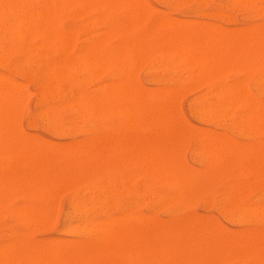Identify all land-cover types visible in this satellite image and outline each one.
<instances>
[{
    "label": "rangeland",
    "instance_id": "obj_1",
    "mask_svg": "<svg viewBox=\"0 0 264 264\" xmlns=\"http://www.w3.org/2000/svg\"><path fill=\"white\" fill-rule=\"evenodd\" d=\"M6 1H8V0H4L3 3H6ZM22 1L20 0V3H19V0H14V2L17 3V6H20L17 8L18 9L17 13L19 14V12L22 11L23 16L25 17V19H24V21H26L25 24H23L24 22L23 23L20 22L23 25H20L19 21H22V20L20 18H17L18 14L15 12V10H12L13 8L10 7L11 10H8L6 13L5 7L7 9H9L8 4H6L7 6L6 5L2 6V2H0V10H1V13L4 15V17L2 18L3 24L4 23L8 24L10 21L12 22L9 24V25H12L11 26L12 28L7 29V26H9V25H7L5 30H3L2 25H1L2 23H0V31L2 30L0 33V41H1L0 42V56H2V57H0V79L3 78L0 81V86L2 85V87H3L2 90L4 92V87H6V86H3V85H5V80L6 81L8 80L7 82L8 83L10 82V84L13 82V83L17 84L16 87H18V91H19L20 95H22V97H21L22 102L19 101L20 102L19 104H15L13 106L11 105V107H9V103L6 104V101L4 100L7 108H5L6 107L5 105H3V108H2L1 101L3 100L4 97H3V94L1 95V93H0V96H2V100L0 99V103H1L0 104L1 105L0 106V114H2V116L0 115V118L2 117L1 118L2 124L0 123V150L2 151V153L0 152V159H1L0 160V175H1V177H0V181H1L0 182V194L4 198L3 199L0 195V199L2 200V201H0V258H1L0 262H1V264H3L2 262L4 259H5L6 264H10L9 259H10L11 264L13 263V261H14L13 264H16L17 262H21L22 264H33V262H34V264H37V263H35L34 260H37V261L40 260V258H42L43 255H46L45 258L44 257L43 258L45 260L49 261L50 264H52V261H53V264H58V262H59V264H64L65 261L68 262L69 264H73V263L74 264H77V263L78 264H88V262H90L89 264H92V262L94 264H112V262H113V264H119V262L117 260L122 262L120 264H160V263L166 264V262L168 264L170 262H171V264H178L177 261H179L180 259H181V262L179 261V264H182V261H183V264L184 263L187 264L188 262H189L188 264H264V253H263L264 252V223H263L264 220L262 218V217H264V135H262V133L264 134V113H263V109H264L263 104L264 103L262 102V100H260V97H261V99H264V97H263V95H264V69H263L264 68V66H263L264 61H263V59H264V57H263V53H261L262 51L264 52V48H263V50H261V52H259V50H258L261 47H264V38H263L264 37V0H250V1L246 0V6H245V2H243V0H207L208 3H206V0H204L205 3L203 2V0L202 1L201 0H166V1H164V0H143V2H141V0H139L138 2L141 4V6L139 5V3L138 4L136 3L137 2L136 0H135L136 2L133 0H123V2H122V0H111V1L108 0V2H105L107 0H105V1L103 0L105 5L107 3L106 6L104 4H101L102 0L101 1L100 0H96V1H94V0L93 1L92 0H82V3L80 2L81 0H79V2H78V0H77V2H76V0L75 1L69 0L70 4H68V2H67L68 0H65V1L60 0V2H59V0H57V1L55 0L56 3L54 0L53 1L51 0V3L49 0H46V1L45 0H42V1L41 0H34V1L33 0H27V2H26V0H22ZM24 1L26 3H24ZM43 1H44V3H43ZM72 1H73V3H72ZM112 1H114V2H112ZM125 1H126V3L128 1L127 5H126L127 7L129 4L132 5L129 7L130 8L129 17L127 16L129 9H127V7L124 6V4H126ZM130 1H131V3H132V1H133V3L135 2L137 5L134 3V6H135L134 7L133 3L131 4ZM28 2H30V4L32 2L31 8H30V5L28 4ZM53 3H55V4H53ZM71 3L74 4V6H71ZM118 3L120 5V7L118 6ZM27 4H28L27 7H29L28 9H26ZM47 4H48V7H47ZM62 4H63V6H62ZM142 4H144V8L142 7ZM145 4H147V5H145ZM65 5H69V6L65 7ZM114 5H115V7H114ZM116 5H117V7H116ZM34 6H35V9H34ZM56 6H57V11H56ZM107 6H108V9H107ZM109 6H111L110 10H109ZM121 6H122V8H121ZM138 6H139V8H138ZM147 6H149L150 10ZM173 6H176V7L172 8ZM200 6H202V7H200ZM51 7H52V10H51ZM58 7H59V10H58ZM61 7L64 10L61 9ZM67 7H68V9H67ZM98 7H99V9H98ZM198 7H200V8H198ZM65 8L67 9V11L65 10ZM111 8L114 10L115 13L112 12ZM115 8H117V9H115ZM134 8H135V10H134ZM201 8H202V11H201ZM2 9L4 11H2ZM131 9H132V11H131ZM136 9H139V10L136 11ZM141 9H142V11L140 13ZM204 9H206V10L204 11ZM31 10H33V14L38 13V15L37 16L32 15L31 14L32 12H30ZM103 10L104 11L106 10V13H104ZM133 10H134V12H133ZM23 11H25V12H23ZM44 11H49L47 13V15L45 16L47 21H45L46 19L44 18V16H40L42 14V12H44ZM14 12L16 13L15 15H13ZM126 12H127V15H126ZM136 12H139V14H137ZM198 12L200 13V15ZM215 12L217 13V15ZM205 13L206 14L208 13V14L205 15ZM222 13H223L224 17H223V15H221ZM201 14H202V16H201ZM10 15H12V17L9 18ZM136 15L137 16L139 15V16L136 17ZM140 15H141V17H140ZM208 15L209 16L211 15V16L209 17ZM218 15L220 18L218 17ZM32 16H33V19H32ZM49 16H50L51 25H53V26H51L52 29L53 30L55 29V31L57 30L58 34H61V32H63V34L64 33H66V34H64V35L61 34L62 36L58 37V38L53 36V38L51 37V39H54V38L55 39L51 40V39H49V36L48 37L46 36L47 34H45V33L43 34L41 32V31H43L42 30L43 28H41V25H43L44 27L50 28V23L48 21ZM53 16H54V18H53ZM75 16H76V18H75ZM78 16H79V18H78ZM225 16H226V18H225ZM26 17H27L28 21L26 20ZM35 17H36V19H35ZM114 17H115V19H114ZM21 18L23 19V17H21ZM39 18L42 20L41 25L38 22ZM137 18H138V20H137ZM140 18L142 20V23H141V20H140V22H138ZM17 19H18V21H16ZM40 19H39V21H40ZM133 19H134V22H133ZM172 19H174V20H172ZM228 19L231 21H229ZM13 20L15 23L13 22ZM32 20L33 21L35 20L34 24H32L33 23ZM107 20H108V22H107ZM109 20H111V21H109ZM158 21L160 23H158ZM162 21L164 22V24L166 23L165 25L163 24L164 28L162 26V23H163ZM173 21H176L179 23H177V25H176V22L174 23ZM16 22H17V24H16ZM129 22H130V24H129ZM184 22H185V25L183 26V29L180 30V33L183 31V34H185L188 37L186 38V36H185V39H184L183 34H180L183 36L177 35L179 37L177 38V36H176V38L180 40L178 42L177 39L175 38L176 31L178 28L180 29L181 23L183 25ZM108 23H109V27H108ZM137 23H138V25H137ZM170 23L172 25L174 23V27H177L179 24L176 31H175L174 27H172V26L170 27L172 34L170 32H166V31H168L169 26L165 28V26L171 25ZM26 24H27V29L30 27L29 30L26 29ZM134 24L136 25V27ZM158 24L160 26H158ZM204 24H205V26H204ZM36 25H37V29H38V25H39L40 33H39V29H38V31H37V29L33 30V28H35ZM197 25H198V27H199V25H200V27L202 26V28H201V29H203V30H201L202 34L195 33V30H196V32L197 31L201 32L200 28L197 29ZM21 26H24V29ZM54 26H55V28H53ZM78 26H79V28H78ZM130 26H132V28H130ZM188 26H191L189 30H188ZM194 26L196 28H194ZM121 27H122V29H121ZM208 27H209V29H208ZM220 27H222V28H220ZM172 28L175 32L172 31ZM181 28H182V26H181ZM192 28H194L193 31H192ZM20 29L23 31L24 34H22ZM164 29H166V30L164 31ZM184 29H185L186 33H184L185 32ZM218 29H221V31L220 30L218 31ZM252 29L255 33L254 32L252 33ZM64 30H66V32ZM156 30L158 31V33L156 32ZM161 30H163L166 34H169V36L173 35L172 39H171V36L170 37L168 35L166 36L165 33H164V35L160 34L163 32ZM190 30L192 31L191 32L192 37L189 34ZM225 30H227V35L229 36L228 40L230 39L229 40L230 43L226 38L227 35L224 36V33H223V36L226 38L227 42H226L225 46H221V45L220 46H221V49L222 48L225 49L228 46L231 47L230 54H228L229 53V51H228L229 47H228V49H226L224 51L225 55H226V51H227V56L224 55L222 57L223 60L224 59L228 60L229 63L226 61V63H228V65L225 63V60H224V62L222 60L220 61V58H221V55L223 52V50H221V51L219 50V44H221V43L219 42V44L216 45V43H217L216 39L218 38V40H219L220 39L219 34L222 31H224L226 33ZM228 30H229V34L231 31V33H234L235 35L231 34V36H230L228 34ZM14 31H15V33H14ZM36 31H37V33H36ZM105 31H106V34L104 33ZM17 32H19V34H17ZM31 32H34V35ZM74 32H75V34H74ZM123 32H125V33H123ZM177 32H179V30ZM214 32H216V33L213 34ZM26 33L28 36L26 35ZM16 34H17V36H19L18 38L16 37ZM20 34L22 35L21 37H20ZM35 34H36V36H35ZM195 34H197V35L195 36ZM216 34H217V36H216ZM44 35H45V37H44ZM68 35H69V39H68ZM89 35H90V37H89ZM103 35L105 38L103 37ZM162 35H163V37H162ZM214 35H215V41H216V43H214V44L217 47V48L215 47L216 49L213 48L212 42L205 41L206 39H204V37L206 36L207 40L210 37L214 41V39H213ZM243 35L245 36L244 40L246 41L247 45L243 44V40L241 39V36L243 38ZM5 36L7 39H5ZM23 36H24V39H23ZM37 36H39V38ZM66 36H67L68 40H66ZM87 36H88V38H87ZM189 36L191 37L190 39H192L193 37H196V39L193 38L192 46L190 45V40L188 39ZM246 36H247V40H246ZM165 37H167L166 40H165ZM180 37L183 38V40H184L183 44L186 45V49H185L184 45H181V41H183V40ZM224 37L222 40H220L221 42H223V44H225V38ZM251 37H252V39H251ZM25 38H26V40H25ZM60 38H61V40H60ZM62 38L66 42L68 41V44H69L68 48L66 47L67 49L65 48L66 50L64 49V51L62 49H59V47H58L60 42L62 41ZM86 38L88 39V41H85ZM106 38H108V39H106ZM156 38H157V40H156ZM168 38L172 41L173 44L176 43L175 46L180 47V51L183 48L185 49L186 60H184V51H182L183 54L181 53V55L183 56V60H182V58H181L182 56H180V54L178 53L179 48L177 47L178 51L175 49L176 47L173 48L172 44L170 43ZM173 38H175V39H173ZM47 39L49 41L51 40L49 42V44L47 42ZM44 40H45V44L43 42ZM58 40H59V43H58ZM95 40L96 41L100 40L101 44H100V41H98V42H96L95 45H93L92 43L93 42L95 43ZM175 40H176V42H175ZM239 40L240 41L242 40L241 42L243 44V48L247 47L248 48L247 50L250 49L248 47L250 44L247 42L248 40H249V42L251 41L253 43V44L251 43L252 46L255 45L254 48L256 47V52L258 50L259 54L261 55V58L259 56V61L257 59L258 55L256 54V52H254L255 49H253L252 46H251V48L253 50L250 49L248 52L246 51V48L244 49V51L247 52L244 55L247 54V57H248L249 56L248 53L252 52V54L250 53V55H252V58H251V56H249L248 57L249 60L248 59L244 60V61L242 60V59H244V57L241 54L243 52L242 51L243 48H242V45L240 44L241 42ZM161 41H165L163 43L167 42L168 46L167 45H165V46L169 47L171 52L168 50V48L164 47V45L161 47L162 43H161V45L159 43ZM186 41L189 44H187ZM256 41L260 42L257 46H256ZM46 42H47V44H46ZM130 42H131V44H129ZM205 42H207V44ZM55 43L57 44V46L55 45ZM70 43H71V46H70ZM125 43L126 44L128 43L129 46H128V44L125 45ZM209 43H211V44H209ZM227 43L229 44L228 46H227ZM21 44H23L22 45V47L24 46L23 48L21 47ZM32 44H34V46H32ZM41 44H43L42 46H44V47H42ZM123 44H124V46H123ZM262 44H263V46H262ZM35 45H36V48H35ZM38 45H40V47H42V49L39 48ZM47 45L51 48L48 49ZM83 45H84V47H83ZM99 45H100V47H99ZM131 45L133 46L132 49H131ZM146 45H147V47H146ZM156 45H157V47H156ZM187 45H189L190 49L188 48ZM193 45H194V51L195 52L197 51V54H196V56L194 55V57H196L195 63L193 62L194 64L191 63L189 65L190 62L188 63L187 60H188L190 55H188L187 52L190 51V53H191V50H193L192 49ZM206 45L207 46L209 45L210 48H207ZM239 45L241 46V48ZM260 45H261V47H260ZM4 46L6 49L4 48ZM30 46L33 47V49H31ZM75 46H76V48H75ZM141 46H142V49H141ZM26 47L28 50L26 49ZM55 47H56V49H55ZM57 47L59 49L58 51H56ZM160 47H161V49H160ZM171 47L173 50L171 49ZM237 47L240 48L239 51L237 50ZM24 48H25V50H24ZM34 48H35V50H34ZM84 48L87 50V52L89 54L85 51ZM146 48L149 50H147ZM30 49L32 51H30ZM39 49L41 50V55H40ZM164 49H167L169 53H167L166 50H165L166 52L165 51L163 52ZM202 49H204V50H202ZM9 50H11V55L9 53ZM28 51H30V53H28ZM60 51L63 53H61ZM83 51L85 52V54ZM143 51H145V53ZM14 52H16V53H14ZM43 52H44V55H43ZM78 52H79V55L77 54ZM82 52H83V54H82ZM133 52L135 53L134 55H133ZM195 52H193V53H195ZM205 52L208 56L205 54ZM215 52H216V54H215ZM218 52H220L221 55L217 56ZM253 52L255 53V55H254L256 57L255 59L253 58ZM6 53H8V54H6ZM22 53H23V56H22ZM57 53H58V55H57ZM60 53L62 55H60ZM75 53H76V55H75ZM123 53L125 54L127 60L124 58ZM142 53H144V54H142ZM208 53L212 54V57ZM239 53H240V55H238ZM25 54L27 56H25ZM46 54H48L47 55L48 59L46 58ZM122 54H123V57H122ZM175 54H177V55L174 58H171ZM81 55H82V58L80 59ZM85 55H86V57H85ZM138 55H139V59H138ZM140 55L143 56V58ZM205 55L207 56V58L209 57V59H210V57L215 58V59H216V56H217V58L220 57L219 58V61L221 62L220 64H223V66H224V68H221L222 65L219 64L221 71L223 72V70L228 67L225 70L226 73L223 72L221 74L220 73L221 71L217 70V68H219V67L216 66L218 61L216 62V60L214 61V59H212L214 61V63L212 64V60L210 59L211 64H209V68L211 67L210 68L211 70L209 72L208 71L209 68L207 67L208 68L207 71L209 72V74L212 71V74L215 75V78H214V75L211 76L213 78H211L209 75H207L208 77L206 76V80H205L204 75L207 74L206 71L204 72L205 66L203 67V65L206 64V62H205L206 56ZM7 56H8V58H7ZM42 56H43V58H42ZM118 56H120V57H118ZM18 57H19V60H17ZM84 57H85V59H84ZM92 57L95 59H93ZM97 57L99 58L100 61H98ZM226 57H228V59ZM240 57H242V59ZM2 58H3V60H2ZM15 58H16V60H15ZM70 58H71V60H70ZM75 58H76V60H75L76 62L71 63L72 60H74ZM77 58H78V61H77ZM115 58H116L117 62L119 59V62H118L119 65L115 60H113ZM44 59H45V61H44ZM55 59L57 61H55ZM124 59H125V62H124ZM203 59H205V60H203ZM252 59H253V62H254V60L257 59L256 63L258 61V64L260 66H258V64H255V63L253 64ZM36 60H37V62H36ZM40 60H42V63ZM62 60H63V62H62ZM69 60H70V64H69ZM79 60L82 61L80 63L81 66L79 65V62H80ZM85 60H88V61L85 62ZM191 60H193V57ZM241 60L243 63L240 62ZM10 61L12 64H13V62L16 63V64L14 63V68L12 65L9 66L11 64ZM46 61H47V63H46L47 65L49 63L48 69H46V68L44 69V66H45L44 63ZM53 61L55 63H57L55 67L53 65V63H54ZM203 61L205 62L204 64H203ZM61 62L64 64H62ZM65 62H67V63L65 64ZM122 62H124V63H122ZM135 62L138 63L139 66H138V64H135ZM246 62L247 63L252 62V63L251 64L249 63L248 69H246V70L244 69V71H243L242 66L244 63H245L244 67L247 68ZM25 63H27V64H25ZM35 63H36V65H35ZM58 63H59V67H58ZM87 63H88V65L90 63H92V65H93V63H94V65L96 64L95 65L96 68L98 67V65L100 67V63H101V66L104 68L100 67L101 69H99V68L96 69L95 66H93L94 68L92 69L91 68L92 65L88 66V65H86ZM97 63H99V64H97ZM111 63L114 65H111ZM116 63L118 66L115 65ZM240 63H241V65H240ZM28 64L30 67H28ZM67 64H69V65L67 66ZM102 64H104V65H102ZM41 65L43 66V69H44V72H42V74H40L41 71H39V70L43 71V69L41 68ZM105 65L106 66L111 65V66L105 67ZM124 65H125V68H124ZM256 65H257V67H256ZM261 65H262V67H261ZM8 66H9V68H8ZM19 66H21V67H19ZM165 66H167L169 68H167V67L165 68ZM212 66H213V68L216 67V69L214 70L212 68ZM225 66H227V67L225 68ZM251 66H252V69H251ZM253 66L256 69L258 68L257 71L254 70ZM86 67H88V68L90 67L91 69H87ZM241 67H242V69H241ZM21 68H23V69H21ZM74 68H76L77 70L74 71ZM123 68H124V71H123ZM130 68L131 69L133 68V70L132 71L129 70ZM260 68L262 70H260ZM17 69H18V71H17ZM27 69H28V73H27L28 77H25L26 73L23 72V70L25 71ZM94 69H95V71H94ZM126 69L128 70V72L125 73ZM173 69H174V71H173ZM191 69L193 70L192 72H190ZM249 69H251V71ZM84 70H86L88 72L87 75H86V72H84ZM134 70H136L135 75L131 76V73L129 75V72H132V74H134ZM176 70L179 72H176ZM247 70H248V72H247ZM55 71H56V73H55ZM89 71L91 73H89ZM218 71L220 74L218 73ZM258 71H261V72H258ZM262 71H263V73H262ZM53 72L55 73V76L53 75L54 74ZM29 73H30V75H29ZM38 73L40 74V77H37ZM189 73L194 74L195 77L193 75V78L189 79L190 78ZM201 73H203V75ZM245 73H248V74H245ZM59 74H60V76L58 77ZM61 74H63L62 78H61ZM126 74H128L129 76ZM34 75H36V77ZM216 75L219 77L216 78ZM68 76H71V77L67 79ZM123 76H125V78ZM130 76H131V79H134V77H135L134 81H132L130 79ZM201 76H202V78H201ZM29 77H30V79L28 80ZM50 77H51V79H50ZM168 77H169V80L171 78V80L169 82L170 84L167 81ZM199 77H200V80H199ZM4 78H5V80H4ZM23 78H25V79H23ZM33 78L35 81L33 80ZM52 78H55L54 81ZM78 78L82 82H80L78 80ZM207 78L209 79V81L207 80ZM210 78H211V80H210ZM60 79H61V81H60ZM128 79L130 80L131 83H129ZM176 79H177V81H176ZM173 80H174V82H173ZM70 81H72L73 84H75V85H71L72 83L69 85ZM76 81L79 82V84H80L79 86L76 83ZM165 81H167V82L165 83ZM44 82H45V84H44ZM50 83H51V86L49 85ZM239 83L241 85H239ZM257 83H258V85H257ZM15 84H14V87H15ZM119 84H120V86H118ZM122 84H123V86H122L123 88L121 87ZM235 84H236V86L238 85L239 88H238V86L236 87ZM11 85H13V84H11ZM42 85H43V87H42ZM220 85H221V87H220L221 90L218 88ZM229 85L232 86V90H231V87ZM7 86H8V88H6V89L9 90L10 86L9 85H7ZM139 86H140V88H139ZM14 87H13V89H14ZM41 87H42V91H40ZM109 87H110L111 91L109 90ZM111 87H113V88H111ZM222 87L223 88L225 87V88L223 89ZM229 87H230V89H229ZM60 88H62V89H60ZM106 88H108V92L112 93V94L108 95L109 97H107V93H105ZM119 88L121 90H118ZM132 88H133V91L131 90ZM135 88H136V90H135ZM216 88L219 90H216ZM15 89H16V92H18L17 88H15ZM45 89H46V91H45ZM48 89L50 90V93H49ZM113 89L114 90L116 89V92L117 91L118 92L113 93V91H114ZM137 89H138V91H137ZM8 90H7V92H8ZM240 90H241V92L243 90V93L241 94V96L239 94ZM120 91L124 92V94L122 95V92H121V95H119L120 100H118L117 97H118V93L120 94ZM217 91L219 93L218 96L216 93ZM220 91H221V93H220ZM7 92H6V95H8ZM16 92H14L13 96H16ZM52 92H54L53 96H52V94H53ZM130 92H131V95H130ZM139 92H140V94H139ZM214 92H215L216 96H215ZM58 93H59V95H58ZM75 93H77V95ZM167 93H169V94H167ZM171 93L174 96H172ZM200 93H202V94H200ZM261 93H262V95H261ZM45 94H46V96L48 94L47 98L49 100L46 98ZM101 94L103 96V99L101 98L102 97ZM115 94L117 97L115 96ZM255 94H256V97H255ZM111 95H112V97H111ZM144 95H145V97H144ZM161 95H163L164 97L160 98ZM17 96H19V95L17 94ZM141 96L144 98L142 99ZM57 97L60 100H58ZM86 97H87V101H86ZM115 97H116V99H115ZM199 97L201 99H199ZM111 98L114 99V102L112 101L114 104L111 102ZM169 98L171 101L169 100ZM193 98L196 101H194ZM224 98H225V100H223ZM240 98H242V99H240ZM10 99L14 100L15 102L17 101L16 100L17 97H16V99L14 97H10ZM83 99L85 101V105H82V103H84ZM91 99H92V101H91ZM94 99H96V100H94ZM109 99H110V101H109ZM231 99H232V102H230ZM6 100H7V97H6ZM19 100H20V98H19ZM44 100H46V102ZM77 100H78V105L79 106L81 105V107L77 106ZM81 100L83 102H81ZM133 100L134 101L136 100V101L133 102ZM208 100H209V104L211 107L208 106ZM240 100H241V102H240ZM8 101H9V98H8ZM214 101H215V104H214ZM59 102L62 105V107H60V108H58V105H57V104H59ZM61 102H63V103H61ZM118 102H120V103L118 104ZM146 102H147V104H146ZM171 102H172V105L175 104L174 106L176 108V113H175L174 106H171ZM212 102H213L214 107L212 105ZM245 102L247 105L245 104ZM12 103H13V101H12ZM16 103H18V102H16ZM88 103H89V106H88ZM260 103H263V104H260ZM64 104H65V107H63ZM67 104H68V107H67ZM86 104H87V106H86ZM164 104H165V106H163ZM93 105H95V106L93 107ZM104 105H107V106L105 107ZM132 105L134 108L131 107ZM135 105H137V106H135ZM260 105L261 106L263 105V107H261L262 110L260 109ZM51 106H54V109L50 108ZM82 106L83 107L85 106L83 109L84 114H83V110L80 111V109H79V108H82ZM166 106H167V108L165 109L164 107H166ZM201 106H202V108H201ZM205 106L206 107L208 106V108L206 109ZM228 106L230 107V111H228ZM232 106H233V108H232ZM12 107H13V109H12ZM97 107H98L99 111H98ZM100 107H102L103 111L101 110ZM158 107H159V110H158L159 113L157 111ZM209 107L211 109H209ZM45 108H47V109H45ZM85 108H87V110ZM104 108H105V111H104ZM108 108H109V110H108ZM111 108L114 110H112ZM171 108H172L175 115L173 114V112L171 113ZM200 108H201V111L203 110L204 114H203V112L200 111ZM8 109H10V110L8 111ZM44 109H45V111H44ZM50 109H52V110H50ZM89 109H91V110H89ZM247 109H248V112H247ZM6 110L8 112H6ZM46 110H48V111H46ZM166 110H167V112H166ZM178 110H180V111L178 112ZM204 110L205 111L207 110V112H205ZM40 111L41 112L44 111L45 116L47 114H49V112H50L51 116L50 115L46 116L47 119L49 118L48 126H47L48 122L45 123L46 118L44 119V115H41V117H43V119H40V117H39V114H41ZM78 111L80 114L78 113ZM93 111L95 114L93 113ZM130 111H131V113H130ZM134 111H136V113H134ZM155 111L158 113V115L156 116V120L154 117V115H156V113H154ZM196 111H197V113H195ZM100 112H101V115H100ZM120 112H122V113L120 114ZM152 112L154 113L153 116L151 114ZM163 112L166 113L168 116L170 115L169 116L170 119H168V117L166 118L165 116H167V115L163 114ZM168 112H169V114H168ZM177 112H178V114H177ZM198 112H199V114H198ZM209 112H211V113H209ZM98 113H99V116H98ZM128 113H129V115H128ZM132 113H133V115H132ZM160 113H161V116H159ZM216 113L218 114V116ZM241 113L243 115H241ZM85 114H86V116H85ZM93 114H94V116H93ZM135 114H137V115H135ZM162 114L166 118L167 126H165L166 122H165V118L162 117ZM102 115H103V117H102ZM107 115H108V117H107ZM215 115H216V117H215ZM223 115H225V116L223 119H221L223 117ZM6 116H8V117H6ZM52 116H53V119L51 118ZM147 116H148V119L146 118ZM150 116L153 119L152 122L150 120L151 119ZM243 116H245V118ZM130 117L133 119L132 122H130L132 120ZM252 117H253V119H252ZM50 118H51V122H50ZM127 118H129V120H127ZM212 118H214L213 121H212ZM218 118L220 120H217ZM241 118H243V119H241ZM8 119H9V121H8ZM158 119L159 120L161 119L160 123L154 122V120L157 121ZM163 119H164V121H162ZM140 120H141V123L143 122V120H145V122H143V124H141L140 122L138 123V121H140ZM210 120L212 122H210ZM14 121H16V122H14ZM30 121L33 122V125ZM41 121H43V122H41ZM95 121H97V122H95ZM127 121H128V123H127ZM168 121H169V123H168ZM207 121H208V123H207ZM224 121H225V124L222 123ZM4 122H5V124L8 125V126L6 125L5 128H4V126H5ZM150 122L152 124L157 123L159 126H157V124H155L154 129H153L152 126L150 125L147 127L148 131L146 128H144V130L147 131L144 133L143 126L145 127V123L147 125H149ZM162 122H163V124H162ZM61 123H62L63 127H62ZM132 123L134 126L132 125ZM136 123H137V125H136ZM216 123H218V124H216ZM50 124H51V126H50ZM125 124L128 126V128H126ZM129 124H130V126H129ZM139 124H140V127H139ZM9 125H10V129H8ZM52 125H53V127H52ZM64 125H65V128H64ZM92 125H94V128L92 127ZM155 126H157V128H155ZM162 126H164V127H162ZM171 126H172V128H170ZM239 126H240V129H239ZM252 126H254L253 129H252ZM56 127H57V129H56ZM158 127L160 129V132H158L159 131ZM236 127H238V128H236ZM11 128H12V130H11ZM125 128H126V130H125ZM194 128H195V130L193 131ZM220 128H223V129H220ZM207 130H208V132H207ZM228 130H229V132H228ZM231 130H232V132H231ZM16 131H17V133H16ZM121 132H122V134H121ZM214 132L219 133L220 135H224V136L220 137L219 134L218 135L216 133L214 134ZM63 133H64V135H63ZM165 133L167 135H165ZM2 134H3V136H2ZM9 134H10V136H9ZM142 134H143V136H142ZM163 135L165 137H163ZM203 135L205 136L204 138H203ZM250 135H251V137H250ZM8 136H9V138H8ZM133 136H134V139H133ZM159 136H160V138H159ZM248 136H249V138H248ZM2 137H3V141H2ZM13 137H15V138H13ZM145 137H147V138H145ZM197 137L199 138V140L197 139ZM218 137L220 138V140L218 139ZM120 138H121V140H120ZM125 138H126V140H125ZM205 138H206V140H205ZM212 138L215 140H213ZM216 140H217V142H216ZM22 141H23V143H22ZM147 141H149V142L147 143ZM230 141L232 143H230ZM27 142H28V144H27ZM84 142H86V145ZM20 143L22 146L20 145ZM95 143L97 144L96 147L98 149H96ZM123 143H124V145H123ZM132 143H133V145H132ZM217 143H218V146H217ZM89 144H91V145H89ZM92 144H94V145H92ZM153 144H154V146H153ZM223 144H224V146H223ZM2 145L4 146V148ZM19 145H20V147H19ZM93 146L96 150L93 148ZM151 146H152L153 150L154 149L156 150V152H155V150L154 151L149 150L151 148ZM155 146H157L158 149H156ZM220 146L223 148H220ZM23 147L25 148V151H24ZM28 148H29V150L26 151V149H28ZM91 149H92V151H91ZM130 149H131V152H130ZM22 150H23V152H22ZM142 150H143V153H142ZM146 150H147V153H146ZM157 150H158V154H157ZM215 150L217 152L219 151L220 153L217 154V152ZM33 151H35V152H33ZM111 151L113 152V154ZM116 151H117V153H115ZM148 151L150 152V155H149ZM230 151H231V153H230ZM45 152H46V154H45ZM56 152H58V154ZM135 152H137L139 157H141V158H139L137 153H135ZM152 152L156 153V154L154 153V159L151 156ZM222 152H223V155H222ZM5 153H6V155H5ZM11 153H12V155H11ZM153 153H152V155H153ZM229 153L232 156L229 155ZM98 154L100 156H98ZM145 154H146L147 158H144ZM156 155L158 156V158L156 157ZM91 156H93V157H91ZM109 156H110V158H109ZM148 156H150V158L152 157V160L148 159L149 158ZM227 156L230 158H228ZM36 157L37 158L39 157L37 159L39 161L36 160ZM80 157H81V159H80ZM114 157H115V159H114ZM132 157L134 158V161H133ZM216 157H217V160H216ZM225 157L227 158V160L225 159ZM102 158H103V160L101 161ZM222 158L224 160H222ZM13 159H14V161H13V163H11ZM18 159L22 160V162L19 161ZM43 159H44V162H43ZM107 159H108V161H107ZM156 159L157 160L159 159V161L157 163H156ZM170 159H171V161H170ZM3 160H4V162H3ZM98 160H99V162H98ZM143 160H144L143 163H145L146 168H149V169H147V171L145 169V166L143 167L144 164L142 162L140 163V161H143ZM146 160L148 161V167L146 165L147 162H145ZM165 160H166V163H165ZM85 161L87 162V164L89 166L86 164ZM136 161H137V163H136ZM1 162H2V165H1ZM17 162L19 164H17ZM111 162L113 163V165H111L112 164ZM167 162H168V164H167ZM229 162H230V165H228ZM177 164L179 166L180 165L181 166L178 167ZM19 165H20V167H19ZM35 165H36V167H35ZM47 165H48V167H47ZM96 165L98 166V168ZM104 165L106 166V169H105ZM158 165H160V166L157 167ZM168 165L169 166L171 165L170 169H169ZM182 165H183V167H182ZM9 166H10V168H12L11 170L8 169ZM40 166H41V168H40ZM111 166H114V168H112ZM116 166H118V167L116 168ZM153 166H155L154 170H153ZM176 166L178 167L179 172H178ZM93 167L95 170L92 169ZM162 167H164V170L162 169ZM181 167L184 169H182ZM90 168H91V170H90ZM174 168H176V171ZM185 168H186V170H185ZM23 169L25 171L24 174H23V172H24ZM53 169H54V172H53L54 174L52 173ZM60 169H61V172H60ZM116 169L118 171H116ZM151 169L153 171H151ZM166 169L168 170V172ZM171 169L173 171H171ZM258 169H260V170L258 171ZM3 170H4V172H3ZM9 170H10V172H9ZM26 170H27V172H26ZM48 170H49V173H48ZM57 170H58V172H57ZM83 170H85V171H83ZM87 170H89V171L87 172ZM242 170H244V171H242ZM249 170H252V172ZM31 171H32V173H31ZM37 171L39 174L37 173ZM105 171H106V173H105ZM156 171H157V177H155ZM253 171H255V173ZM13 172H14V174H12ZM59 172H60V175H59ZM97 172H98V174H97ZM116 172L118 173L117 175H116ZM161 172L164 174L162 175ZM177 172H178V174H177ZM6 173H7V175H6ZM42 173H43V177H42ZM45 173L47 176L45 175ZM173 173H176L175 175H177V177L176 176L174 177ZM249 173H251V174H249ZM18 174H19V179H20V175L22 174L20 180L18 179ZM50 174H51V176H50ZM61 174H62V176H61ZM139 174L142 176H140ZM151 174H152V176H151ZM158 174L160 175V177ZM167 174H170V176ZM52 175H55V178ZM58 175L60 176V180H59V178H57V177H59ZM9 176H10V178H9ZM12 176L14 178H12ZM26 176L31 177V178H28L30 181L29 180L26 181V179H27ZM32 176H33V179H32ZM74 176H76V178ZM161 176L164 178H161ZM166 176H167V179H165ZM190 176H191V178H190ZM23 177H24V179H23ZM51 177H53V179ZM65 177H67V179H65ZM131 177H132V179H131ZM178 177H179V180H178ZM44 178H46V179L44 180ZM48 178L49 179L51 178V179L48 180ZM150 178H152V179H150ZM15 179L18 180L19 185L17 184V180L15 182ZM31 179H32V181H31ZM35 179H36V181H34ZM54 179H55V182H54ZM57 179H58V181H56ZM61 179L62 180L64 179V181H65L64 184H63V181ZM160 179L162 181L163 180L165 181V185H164V181L162 182V181H160ZM189 179H190V181H189ZM66 180H67V183H66ZM169 180H170L171 184L167 183V181H169ZM173 180H175V181L178 180V182H179V186H178L179 188L178 189H176V187H177L176 182L172 185ZM12 181H13V183H12ZM24 181L27 183H23ZM49 181H52V182H49ZM181 181L182 182L184 181V183H182ZM14 182L16 185L14 184ZM36 182L37 183L40 182L38 185L40 186L41 189L39 188V186L37 185ZM41 182H42V186H44L46 184L47 185L46 189H49V190L46 191V189H45L46 185L43 188L41 186ZM58 182L61 183V186L57 185ZM187 182H190V183L186 184ZM35 183H36V185H35ZM47 183H49L51 185H48ZM161 183L163 185H161ZM25 184H27V186ZM28 184H29V186H28ZM181 184H183V186H185V187L187 185V187L184 189V187H182ZM11 185H12V190L10 189ZM17 185H18V187L20 186V188H17L16 187ZM104 185H105V187H104ZM167 185H168V188H166ZM6 186L8 187V191H7ZM22 186H23V188L25 186V188L28 189L27 197H26V193H27L26 191L27 190L24 188V191L22 192V190H23ZM50 186L52 187L53 193L51 191ZM138 186H139V188H138ZM180 186L182 187V190H181ZM54 187H55L56 191H54L55 190ZM1 188H2V190H1ZM42 188H43V190H42ZM57 188H58L59 192H58ZM18 189H19V191H18ZM84 189L86 192L84 191ZM91 189H92V191H90ZM101 189H104V191ZM109 190H110V192H109ZM136 190H138V192ZM88 191H89V193H88ZM115 191H116V193L113 194V192H115ZM180 191H181V193H180ZM241 191H243V192H241ZM24 192H26L25 196H23ZM42 192H44V193H42ZM91 192H92V194H91ZM122 192L125 194H122ZM155 192H157V193H155ZM32 193L34 194V196L32 195ZM35 193H36V198H35ZM46 193H48V195ZM118 193H120V196ZM133 193L137 194V195L134 196ZM143 193L146 195H143ZM129 194H130V198H129ZM157 194H158V197H157ZM163 194H165V195L163 196ZM159 195H161V196H159ZM174 195H176V196H174ZM99 196H100V198H98ZM154 196H155V198H154ZM169 196H171V197H169ZM101 197L102 198L104 197V199L102 200ZM73 198L76 201H74ZM81 198H83V200ZM99 199H101V201H100L101 203H99ZM128 199H129V203H128ZM131 199H132V201H131ZM97 200H98L99 205L97 203ZM105 200H107V204H106ZM158 200H160V201L155 202ZM187 200H188V202H187ZM92 201L94 204L92 203ZM104 201H105V204H104L105 208L103 205ZM126 201L128 204L125 203ZM229 201H230V203L228 204ZM234 202H235V204H234ZM74 203L81 204L84 206H88L87 208L91 209V213H93V214H91V218L93 219V221H95V219H97L98 222H95V223L98 224V226L100 224L101 227L100 226L99 227L102 228V230L104 232L106 231L104 241H102L103 239L102 240H99V239L95 240L96 237H94V236H91V237L90 236H84L78 230H76V227H79L82 224V222H80L79 220H77L73 217L72 213H73V209H74ZM109 203L112 204L110 206V208L112 207L111 209L109 208ZM137 203L139 206L136 205ZM153 203H155V204L153 205ZM156 203H157V205H156ZM125 204H127V206H125ZM130 204H132V205H130ZM134 205H136V206H134ZM93 206L94 207L96 206L94 209L95 211L93 210ZM101 206H103V207H101ZM123 206L126 207V210L128 209L127 207H129V210L126 211L125 207L123 208ZM137 206H138V208H136ZM254 206L256 207V209ZM106 207L108 208V210L106 209ZM222 207L224 209H222ZM227 207L229 208V210ZM27 208H28V211H26ZM98 208H100V209L102 208V209L99 211ZM119 208H121V209L123 208V209L121 210ZM143 208H145V209L143 210ZM29 209H30V211H29ZM105 209L107 211H110L109 212L110 214L108 213V215L105 216V214H107V211ZM130 209H131V211H130ZM251 209H252V211H255V212L252 213ZM67 210H68V212H67ZM223 210H224V213H222ZM225 210H227V211L225 212ZM20 211H22V212L26 211V213L29 212L30 217L26 213H24V214L20 213ZM38 211H39V213H38ZM103 211H105L104 212L105 214L102 213ZM119 211H121V213ZM30 212H32V215ZM115 212H118V213L116 214ZM122 212H124V214ZM176 212H178V213H176ZM259 212H260V214H259ZM129 213H130V216L131 215H134V216H132V217L128 216ZM256 213H257V215H256ZM33 214H34V221H35V218H38V219H36V222L40 225V227L38 224L35 225L36 223L32 224L33 221L30 222L31 218H33ZM145 214H146V216H145ZM147 214L149 216H147ZM248 214H250V215H248ZM35 215H37V217ZM39 215L41 216L40 218H39ZM103 215L105 216V220L102 217ZM112 215L114 218L110 217V219H109V216H112ZM114 215H116V217ZM228 215H229V217H228ZM26 216H27V221L30 220L29 223L25 220ZM119 216H120V220H119ZM106 217L108 219L107 221H106ZM133 217H134V219H133ZM174 217H176L177 219L175 220ZM235 217H236V219H235ZM42 218L44 219V222H42L43 221ZM122 218L124 220H122ZM239 218H240V220H239ZM98 219L99 220L101 219L100 220L101 223L99 222ZM114 220H116L115 223H114ZM121 220H122V222H121ZM245 220H246V222H244ZM191 221H193V223ZM172 222H173V224H170ZM44 223H45V226H44ZM147 223H149V224H147ZM154 223H155V225H154ZM157 223H159V224H157ZM162 223L164 226L162 225ZM128 224H129V226H128ZM158 225L159 226L161 225L160 228L158 227ZM170 225H171V227H170ZM197 225H198V228H197ZM115 226H116V229H115ZM151 226H153V227L151 228ZM167 226L169 227V229L167 228ZM177 226H179V227H177ZM191 226L193 227L194 230L192 229ZM200 226L202 228H199ZM132 227L135 229H132ZM136 227L138 228V230L136 229ZM156 227H157V229H156ZM64 228H65V230H64ZM111 228H112V230H111ZM150 228H151V230H150ZM170 228H171V230L172 229L173 230L171 231ZM176 228H177V233H175ZM196 228L198 230H196ZM203 228H204V230H203ZM165 229H166L167 234L165 233ZM200 229H201V233L199 232ZM206 229H207V231H206ZM132 230H133V232H132ZM158 230H160V231H158ZM179 230L181 231V233ZM155 231L157 232V234ZM197 231H198L199 235L195 236L197 234ZM204 231L207 234H204ZM139 232H142L148 238L151 237L149 240L145 241L146 245H144L145 242H143V243H141L142 244V246H141L140 242L135 241V233L137 234ZM161 232L163 233V235L162 234L160 235ZM192 232H193V234H192ZM128 233L130 234L129 236H131V239L128 238L129 236L128 237L126 236ZM165 234H166V236H165ZM111 235H113V236H111ZM193 235H194V237H193ZM177 236H179V239ZM185 236L187 237L188 240H191V241L193 240V241L188 242V240L185 238ZM199 236H200V238L198 239ZM124 237H126V239H124ZM181 237H183V239H181ZM206 237H207V239H205ZM210 237L213 238V241L210 240L208 242ZM252 237L254 238V240L252 239ZM115 238H116V240H115ZM194 238H195V240H194ZM203 238L205 239L204 242H203V240H204ZM212 238H210V239H212ZM245 238H246V240H245ZM255 238H257V239L255 240ZM106 239H107V241H106ZM112 239H113V241H112ZM158 239L163 240L162 241V247H161V242L158 241ZM164 239H165V242H164ZM196 239H197V241H196ZM249 239H251V240H249ZM133 240L135 242H133ZM175 240H177V241H175ZM186 240H187L188 244H186L187 243ZM206 240L208 243L206 242ZM108 241H109V243H108ZM120 241H121V243H120ZM150 241H152V242H150ZM184 241H185V243H184ZM123 242H125L126 245L124 244V246L126 248H124ZM176 242H177V244H176ZM28 243L29 244L31 243V244L29 245ZM81 243L83 244V246ZM113 243H114L115 247H114ZM131 243H132V245H131ZM156 243L158 246H156ZM171 243H173V244H171ZM191 243H192V245H194V243H195V246L197 245V247H194V246L192 247ZM199 244H200V246H199L200 248L198 247ZM31 245H32V247H31ZM134 245L136 246V248ZM183 245H184V248L185 247H187V249L189 248L188 250L185 248L186 252H185V250L182 249ZM190 245H191V247H190ZM18 246H19V248H18ZM42 246H43V248H42ZM101 246H103V247H101ZM105 246L107 247V249L105 248ZM121 246H123V247H121ZM129 246H131V248H128ZM137 246H138V250L140 248V250L142 249L143 250L142 252H144L141 255V257H140V255L138 256V252L136 250ZM177 246H179L180 252H178L179 248H177ZM46 247H47V249H46ZM96 247H98L97 250L95 249ZM120 247L124 248L123 251L120 250ZM158 247H159L160 251H159ZM166 247H167L168 251H167ZM203 247H204V250H203ZM11 248H12V250H11ZM35 248H37V249H35ZM86 248H87V251L89 250V253H86ZM117 248H118V251L120 250V252H121V253L119 252L120 254H118V251L117 252L113 251V249L115 250ZM193 248H194V250H193ZM197 248H198V250H197ZM99 249H101L100 253H99ZM108 249H109V251H108ZM125 249H128V252L126 251L127 252L126 255H123L124 257H122V253L125 254ZM205 249H206V251H205ZM207 249H208V251H207ZM2 250L5 253L2 252ZM15 250H16V252H15ZM28 250L30 251V252H28L29 255H27V253H26ZM33 250H35V252H34L35 254L33 253ZM57 250H58V252H57ZM161 250H162V252H161ZM170 250L172 252H170ZM182 250L185 252L184 254L186 255V257L182 253ZM10 251H11V253H10ZM22 251H23V253H22ZM64 251H66V252H64ZM83 251L85 252V255H84V253L82 254ZM95 251H97V252H95ZM173 251L175 253L174 257H172V255H174ZM197 251L199 252V254ZM38 252L40 255L38 254ZM106 252H108V255L106 254ZM167 252H170L171 254H169V256H168ZM192 252H194L195 254ZM246 252H248V254H246ZM70 253L72 254L73 257L72 256L69 257ZM97 253H98V255H97ZM148 253L150 255H148ZM180 253H182L183 258L180 257ZM11 254H12V261H11ZM16 254L17 255L21 254L22 259H21V256H19V255L17 256ZM75 254H76V257H75ZM100 254H102V255H100ZM109 254L111 255V258L109 256ZM114 254H115V257L117 255L118 259H116L114 257ZM176 254H177V256L179 254L178 258L176 257ZM196 254L198 255V258H197ZM5 255L8 258H5ZM33 255H34V257L36 256V259H34V257L31 259V257ZM52 255L54 256V258ZM64 255L66 256V258ZM147 255H148V258L151 257V259L148 260ZM203 255H204V257H203ZM55 256H56V258H55ZM103 256H104V258H103ZM156 256H157V259H155ZM195 256H196V258H194ZM199 256H201V257H199ZM14 257H15V259H14ZM57 257H58V259H57ZM97 257H99V258L97 259ZM121 257H122V259H120ZM134 257H135V259H134ZM139 257L142 259H139ZM184 257H185V259H184ZM189 257H191V260ZM202 257H203V260H202ZM75 258H76V261H74ZM86 258H87V260H86ZM101 258H103V260ZM113 258H115L114 259L115 262H114ZM130 258H132V261ZM143 258L145 260H143ZM172 258H173V260H171ZM80 259H81V261H80ZM95 259L98 260V262H96ZM183 259L186 262H184ZM200 259H201V262H200ZM7 260H8V262H6ZM15 260H17V261H15ZM24 260H25V262H24ZM54 260H55V262H54ZM72 260L74 262H72ZM125 260H127V261L125 262ZM27 261H28V263H27ZM138 261H139V263H138Z\"/></svg>",
    "mask_w": 264,
    "mask_h": 264
},
{
    "label": "bare ground",
    "instance_id": "obj_2",
    "mask_svg": "<svg viewBox=\"0 0 264 264\" xmlns=\"http://www.w3.org/2000/svg\"><path fill=\"white\" fill-rule=\"evenodd\" d=\"M21 1H22V0H21ZM33 1H34V0H33ZM41 1H42V0H41ZM45 1H46V0H45ZM49 1H50V3H51V0H49ZM52 1H53V0H52ZM54 1H55V0H54ZM56 1H57V0H56ZM56 1H55V3H56ZM64 1H65V0H64ZM73 1H75V0H73ZM73 1H72V3H73ZM92 1H93V0H92ZM94 1H96V0H94ZM100 1H101V0H100ZM104 1H105V0H104ZM104 1L102 0V3H101V4H104V5H105ZM110 1H111V0H110ZM133 1H135V0H133ZM133 1H132V3H133ZM136 1H137V2H136ZM136 1H135V2L138 4V3H139V2H138L139 0H136ZM164 1H166V0H164ZM201 1H202V0H201ZM249 1H250V0H249ZM249 1H248V2H249ZM0 2H2V6L8 4L9 9H7V8L5 7V9H6V13H7L8 10H11V8H13L12 10H15V12L17 13V10H18L17 8L20 7V6H17V3L14 2V0H8V1H6V3H3L4 0H0ZM22 2H23V1H22ZM26 2H27V0H26ZM26 2L24 1V3H26ZM59 2H60V0H59ZM67 2H68V4H70V3H69V0H68ZM76 2H77V0H76ZM78 2H79V0H78ZM80 2L82 3V0H81ZM97 2H98V1H97ZM105 2H108V0L105 1ZM112 2H114V1H112ZM122 2H123V0H122ZM135 2H134V3H135ZM141 2H143V0H141ZM197 2H198V1H197ZM203 2H204V0H203ZM241 2H242V1H241ZM243 2H245V6H246V0H245V1L243 0ZM19 3H20V0H19ZM43 3H44V1H43ZM55 3H53V4H55ZM72 3H71V6H74V4H72ZM88 3H89V2H88ZM99 3H100V2H99ZM109 3H110V2H109ZM116 3H117V2H116ZM125 3H126V1H125ZM127 3H128V1H127ZM127 3L124 4V6H126ZM130 3H131V1H130ZM132 3H131V4H132ZM134 3H133V6H134ZM136 3H135V4H136ZM165 3H166V2H165ZM165 3H164V4H165ZM204 3H205V2H204ZM206 3H208L207 0H206ZM21 4H22V3H21ZM28 4L30 5V8H31V6H32V2H31V4H30V2H28ZM28 4L26 5V7L28 6ZM65 4H66V3H65ZM89 4H90V3H89ZM137 4H136V5H137ZM84 5H85V4H84ZM86 5H87V4H86ZM106 5H107V3H106ZM106 5H105V6H106ZM108 5H109V4H108ZM122 5H123V4H122ZM139 5L141 6L140 3H139ZM145 5H147V4H145ZM200 5H201V4H200ZM6 6H7V5H6ZM24 6H25V5H24ZM24 6H23V7H24ZM57 6H58V5H57ZM57 6H56V11H57ZM62 6H63V4H62ZM66 6H69V5H65V7H66ZM92 6H93V5H92ZM118 6L120 7L119 3H118ZM130 6H132V5L129 4L128 7L126 6L127 9H129V11H128V15H127V12H126V15H127L128 17H129V13H130V8H129ZM10 7H11V8H10ZM47 7H48V4H47ZM54 7H55V6H54ZM110 7H111V6H109V10H110ZM114 7H115V5H114ZM114 7H113V8H114ZM116 7H117V5H116ZM119 7H118V8H119ZM134 7H135V6H134ZM142 7L144 8V4H142ZM147 7L149 8V6H147ZM174 7H176V6H173L172 8H174ZM200 7H202V6H200ZM200 7H198V8H200ZM3 8H4V7H3ZM28 8H29V7H27L26 9H28ZM84 8H85V7H84ZM104 8H105V7H104ZM121 8H122V6H121ZM136 8H137V7H136ZM138 8H139V6H138ZM21 9H22V8H21ZM34 9H35V6H34ZM49 9H50V8H49ZM49 9H48V10H49ZM61 9H63V8L61 7ZM67 9H68V7H67ZM67 9L65 8L66 11H67ZM98 9H99V7H98ZM107 9H108V6H107ZM107 9H106V10H107ZM111 9H112V8H111ZM115 9H117V8H115ZM19 10H20V9H19ZM39 10H40V9H39ZM51 10H52V7H51ZM58 10H59V7H58ZM63 10H64V9H63ZM106 10H105V11L103 10L104 13H106ZM119 10H120V9H119ZM134 10H135V8H134ZM134 10H133V12H134ZM137 10H139V9H136V11H137ZM144 10H145V9H144ZM149 10H150V8H149ZM205 10H206V9H204V11H205ZM217 10H218V9H217ZM2 11H4V10L2 9ZM20 11H21V10H20ZM60 11H61V10H60ZM131 11H132V9H131ZM141 11H142V9L140 10V13H141ZM146 11H147V10H146ZM201 11H202V8H201ZM15 12L13 13V15L16 14ZM23 12H25V11H23ZM30 12H32L31 14L34 15V16H35V15H36V16L38 15V13H34V14H33V10H31ZM48 12H49V11H44V12H42V14H41L40 16H44V18H45V16L47 15ZM61 12H62V11H61ZM63 12H64V11H63ZM109 12H110V11H109ZM112 12H114L113 9H112ZM57 13H58V12H57ZM76 13H77V12H76ZM78 13H79V12H78ZM114 13H115V12H114ZM118 13H119V12H118ZM136 13L139 14V12H136ZM198 13H199V12H198ZM212 13H213V12H212ZM215 13H216V12H215ZM17 14H18V13H17ZM28 14H29V13H28ZM28 14H27V15H28ZM54 14H55V13H54ZM61 14H62V13H61ZM123 14H124V13H123ZM207 14H208V13H207ZM207 14L205 13V15H207ZM25 15H26V14H25ZM76 15H77V14H76ZM142 15H143V14H142ZM199 15H200V13H199ZM199 15H198V16H199ZM216 15H217V13H216ZM221 15H223V13H222ZM50 16H51V15H50ZM50 16H49V18H48V21H49V23H50V28H49V27L47 28V27H44L43 25H41V22H42V20L40 19L41 17L39 18L40 21H39V19H38V22L40 23L41 28H43V29H42L43 31H41V32H42L43 34H44V33L47 34L46 36H47V37L49 36V39H51V37L53 38V36H55V37L58 38V37H61V36L64 35V34H66V33L63 34V32H61L62 35H61V34H58V33H57V30L55 31V29H54V30L52 29L51 26H53V25H51V22H50ZM109 16H110V15H109ZM109 16H108V17H109ZM138 16H139V15H138ZM138 16L136 15V17H138ZM194 16H195V15H194ZM201 16H202V14H201ZM208 16H209V15H208ZM210 16H211V15H210ZM210 16H209V17H210ZM3 17H4V15L1 13V10H0V23H2V24H1V25H2V28H3V30H5L6 26L9 25V24L12 23V22L10 21L8 24H7V23H4V24H3V19H2ZM10 17H12V15H10L9 18H10ZM21 17H23V19H22ZM51 17H52V16H51ZM101 17H102V16H101ZM104 17H105V16H104ZM128 17H127V18H128ZM132 17H133V16H132ZM140 17H141V15H140ZM218 17H219V15H218ZM223 17H224V15H223ZM15 18H16V17H15ZM17 18H20V19L22 20V21H19V23H20V22H22V23L24 22L23 24H25L26 21H24L25 17L23 16L22 11L19 12ZM53 18H54V16H53ZM53 18H52V19H53ZM73 18H74V17H73ZM73 18H72V19H73ZM75 18H76V16H75ZM78 18H79V16H78ZM106 18H107V17H106ZM219 18H220V17H219ZM225 18H226V16H225ZM5 19H6V18H5ZM32 19H33V16H32ZM35 19H36V17H35ZM45 19H46V18H45ZM107 19H108V18H107ZM114 19H115V17H114ZM11 20H12V19H11ZM26 20H27V17H26ZM137 20H138V18H137ZM140 20H141V18L139 19L138 22H140ZM172 20H174V19H172ZM228 20H229V19H228ZM16 21H18V19H17ZM27 21H28V20H27ZM32 21H33V20H32ZM34 21H35V20H34ZM34 21H33V23H32V22H31V23L34 24ZM45 21H47V19H46ZM109 21H111V20H109ZM166 21H167V20H166ZM177 21H178V20H177ZM229 21H231V20H229ZM13 22H14V20H13ZM38 22H37V23H38ZM103 22H104V21H103ZM107 22H108V20H107ZM133 22H134V19H133ZM162 22H163V21H162ZM169 22H170V21H169ZM173 22L175 23L176 21H173ZM192 22H193V21H192ZM14 23H15V22H14ZM22 23H20V25H23ZM105 23H106V22H105ZM141 23H142V20H141ZM158 23H160V22L158 21ZM174 23H173V25L170 23L171 25H167V26H165V28L169 26L168 31H166V32H170V33H171L170 27H171V26L174 27ZM177 23H179V22H176V25H177ZM193 23H194V22H193ZM197 23H198V22H197ZM199 23H200V22H199ZM203 23H204V22H203ZM203 23H202V24H203ZM16 24H17V22H16ZM32 24H31V25H32ZM47 24H48V23H47ZM122 24H123V23H122ZM129 24H130V22H129ZM163 24H164V22L162 23V26H163V28H164V25H165L166 23H165L164 25H163ZM168 24H169V23H168ZM202 24H201V25H202ZM78 25H79V24H78ZM124 25H125V24H124ZM127 25H128V24H127ZM134 25H135V24H134ZM134 25H133V26H134ZM137 25H138V23H137ZM184 25H185V22L183 23V25H182V23H181L182 28H181V26H180V29L178 28L179 24H178L177 27H174V28H175V31H176L177 28H178L177 31L179 30V32L176 31L175 38H176L177 35H179V36H183V35H184L183 37H184V39H185V36H186V35L183 34V31L180 33V30L183 29V26H184ZM11 26H12V25L7 26V29H8V28H12ZM17 26H18V25H17ZM24 26H25V25H24ZM24 26H21V27L24 29ZM116 26H117V25H116ZM156 26H157V25H156ZM158 26H160V25L158 24ZM204 26H205V24H204ZM33 27H34V26H33ZM108 27H109V23H108ZM128 27H129V26H128ZM135 27H136V25H135ZM154 27H155V26H154ZM185 27H186V26H185ZM185 27H184V28H185ZM190 27H191V26H188V30L190 29ZM216 27H217V26H216ZM216 27H215V28H216ZM29 28H30V27H29ZM29 28L27 29V24H26V29L29 30ZM53 28H55V26H54ZM78 28H79V26H78ZM124 28H125V27H124ZM130 28H132V26H130ZM186 28H187V27H186ZM194 28H196V27L194 26ZM194 28H192V31L194 30ZM198 28H200V31L203 30V29H201L202 26L200 27V25H199V27H198V25H197V29H198ZM217 28H218V27H217ZM220 28H222V27H220ZM36 29H37V25L35 26V28H33V30H36ZM38 29H39V25H38ZM38 29H37V31H38ZM61 29H62V28H61ZM108 29H109V28H108ZM108 29H107V30H108ZM117 29H118V28H117ZM117 29H116V30H117ZM121 29H122V27H121ZM208 29H209V27H208ZM20 30H21V29H20ZM62 30H63V29H62ZM107 30H106V31H107ZM114 30H115V29H114ZM130 30H131V29H130ZM151 30H152V29H151ZM165 30H166V29H164V31H165ZM219 30L221 31V29H218V31H219ZM1 31H2V30H1ZM1 31H0V33H1ZM17 31H18V30H17ZM37 31H36V33H37ZM64 31L66 32V30H64ZM72 31H73V30H72ZM74 31H75V30H74ZM80 31H81V30H80ZM106 31L104 32L105 34H106ZM161 31H163V30H161ZM164 31H163L162 33H160V34H163V35H164V33H165ZM172 31H174L173 28H172ZM175 31H174V32H175ZM184 31H185V29H184ZM192 31L190 30V33H189L190 36H191V32H192ZM212 31H213V30H212ZM212 31H211V32H212ZM216 31H217V30H216ZM225 31H226V33H225L224 31H222V32L219 34L220 39H219V40H218V38L216 39L217 43H216V41H215V35H214V37L212 36L213 39H214V41H213L210 37H209L208 40H207L206 36L204 37V39H206L205 41H210V42H212V46H213V48L216 47L214 43H216V45H218L219 42L221 43V44H219V50H220V51L223 50V52H222V55L220 54V52H218V55H217V56L221 55V58H220V57L217 58V56H216V59H215V58H211V57H212V54L208 53L209 55H211V57H210L211 60L214 59V61L216 60V62H217V61L219 62V63L217 62V65H216V66L219 67V68H217V70H220V71H221V68H224L223 64H220V63H221L220 61L222 60V61L224 62V60H225V63H226V61L228 62V60H226V59L223 60V58H222V57L225 55V52H224V51H225L226 49H228V47H229V49H228L229 53H228V54H230V49H231V47L228 46V45H229L228 43H227V46H228L227 48H225V49L222 48V49H221V46H225V45H226V42H227L228 37H229V36L227 35V30H225ZM19 32H20V31H19ZM19 32H17V34H19ZM21 32H22V34H24L22 30H21ZM127 32H128V31H127ZM156 32L158 33L157 30H156ZM203 32H204V31H203ZM253 32H254V31H253V29H252V33H253ZM3 33H4V32H3ZM14 33H15V31H14ZM31 33H33V35H34V32H31ZM31 33H30V34H31ZM39 33H40V29H39ZM69 33H70V32H69ZM117 33H118V32H117ZM123 33H125V32H123ZM123 33H122V34H123ZM184 33H186V31H185ZM187 33H188V32H187ZM195 33L202 34V31H201V32H198V31L196 32V30H195ZM215 33H216V32H214L213 34H215ZM223 33H224V36L227 35V36H226L227 40H226V38L223 36ZM254 33H255V32H254ZM4 34H5V33H4ZM17 34H16V37L18 38L19 36H17ZM74 34H75V32H74ZM107 34H108V33H107ZM165 34H166V33H165ZM171 34H172V33H171ZM173 34H174V33H173ZM180 34H183V35H180ZM192 34H193V33H192ZM213 34H212V35H213ZM217 34H218V33H217ZM217 34H216V36H217ZM228 34H229V30H228ZM231 34L235 35L234 33H231V31H230V34H229V35L231 36ZM246 34H247V33H246ZM249 34H250V33H249ZM14 35H15V34H14ZM26 35H27V33H26ZM33 35H32V36H33ZM109 35H110V34H109ZM163 35H162V37H163ZM167 35L169 36V34H166V36H167ZM187 35H188V34H187ZM196 35H197V34H195V36H196ZM21 36H22V35L20 34V37H21ZM27 36H28V35H27ZM35 36H36V34H35ZM41 36H42V35H41ZM100 36H101V35H100ZM170 36H171V35H170ZM170 36H169V37H170ZM179 36H177V38H178ZM190 36H189L188 39L190 40V45L192 46L193 38L196 39V37H193L192 39H190V38L192 37V36H191V37H190ZM198 36H199V35H198ZM198 36H197V37H198ZM253 36H254V35H253ZM37 37L39 38V36H37ZM44 37H45V35H44ZM89 37H90V35H89ZM103 37H104V35H103ZM172 37H173V35L171 36V39H172ZM187 37H188V36H186V38H187ZM223 37L225 38V44H223V42L220 41V40L223 39ZM244 37H245L244 35H243V38H242V36H241V39L243 40V44H246V41L244 40V39H245ZM262 37H263V36H262ZM73 38H74V37H73ZM73 38H72V39H73ZM87 38H88V36H87ZM87 38L85 39V41H88ZM104 38H105V37H104ZM175 38H173V39H175ZM177 38H176V39H177ZM180 38H182V37H180ZM260 38H261V37H260ZM263 38H264V37H263ZM5 39H7L6 36H5ZM23 39H24V36H23ZM43 39H44V38H43ZM54 39H55V38H54ZM54 39H51V40H54ZM68 39H69V35H68ZM68 39H67V36H66V40H68ZM106 39H108V38H106ZM166 39H167V37H165V40H166ZM168 39H169V38H168ZM251 39H252V37H251ZM251 39H250V40H251ZM255 39H256V38H255ZM25 40H26V38H25ZM51 40H50V41H51ZM60 40H61V38H60ZM144 40H145V39H144ZM156 40H157V38H156ZM182 40H183V38H182ZM186 40H187V39H186ZM229 40H230V39H229ZM229 40H228V41H229ZM242 40H241V41H242ZM246 40H247V36H246ZM253 40H254V39H253ZM253 40H252V41H253ZM12 41H13V40H12ZM50 41L47 39L48 44H49ZM98 41H100V40H97V41L95 40V43L93 42L92 44L95 45L96 42H98ZM106 41H107V40H106ZM127 41H128V40H127ZM158 41H159V40H158ZM169 41H170V43L172 44V47H173V48L176 47V48H175L176 50H177V47L179 48V52H178V53L180 54V56H182L181 53H182V51H184V60H186V58H185V53H186L185 49H186V45L183 44V43H184V40L181 41V45H184L185 49L181 46V47L183 48L181 51H180V47H179V46H175L176 43L173 44L172 41H171L170 39H169ZM173 41H174V40H173ZM177 41L179 42L180 40L177 39ZM194 41H195V40H194ZM239 41H240V40H239ZM241 41H240V42H241ZM262 41H263V40H262ZM0 42H1V41H0ZM43 42H44V44H45V40H44ZM47 42H46V44H47ZM76 42H77V41H76ZM163 42H165V41H161V42H159L160 45H161V43H162L161 47L164 45V47L168 48V50L171 52V50L169 49V47H167V46H168V45H167V42H166V43H163ZM175 42H176V40H175ZM178 42H177V43H178ZM247 42L250 43L248 47H249L250 49H252V48H251V46H252L251 43H252V42H251V41L249 42V40H248ZM12 43H13V42H12ZM58 43H59V40H58ZM122 43H123V42H122ZM157 43H158V42H157ZM159 43H158V44H159ZM186 43L189 44L187 41H186ZM186 43H185V44H186ZM205 43L207 44V42H205ZM229 43H230V41H229ZM259 43H260V42L256 41V46H257ZM2 44H3V43H2ZM8 44H9V43H8ZM67 44H68V41L66 42V41L62 38V41L60 42V44H59L58 47H59V49H62V50L64 51V49H65L66 47L68 48V46H69V44H68V45H67ZM100 44H101V41H100ZM114 44H115V43H114ZM117 44H118V43H117ZM117 44H116V45H117ZM127 44H128V43H127ZM127 44L125 43V45H127ZM129 44H131V42H130ZM129 44H128V46H129ZM134 44H135V43H134ZM147 44H148V43H147ZM209 44H211V43H209ZM240 44L242 45V48H243V44H242V42H241ZM252 44H253V43H252ZM22 45H23V44H21V47H22ZM26 45H27V44H26ZM29 45H30V44H29ZM42 45H43V44H41V46H42ZM55 45L57 46L56 43H55ZM86 45H87V44H86ZM165 45H167V46H165ZM220 45H221V46H220ZM246 45H247V44H246ZM32 46H34V44H32ZM45 46H46V45H45ZM47 46H48V45H47ZM70 46H71V43H70ZM77 46H78V45H77ZM123 46H124V44H123ZM134 46H135V45H134ZM148 46H149V45H148ZM187 46H188V48L190 49L189 45H187ZM204 46H205V45H204ZM210 46H211V45H210ZM239 46H240V45H239ZM254 46H255V45H254ZM254 46H252V47H253V49H255L254 52H256V47L254 48ZM262 46H263V44H262ZM23 47H24V46H23ZM23 47H22V48H23ZM28 47H29V46H28ZM30 47H31V46H30ZM38 47L42 49V47H44V46L40 47V45H38ZM58 47H57V50H56V51L59 50ZM81 47H82V46H81ZM83 47H84V45H83ZM88 47H89V46H88ZM99 47H100V45H99ZM132 47H133V46L131 45V49H132ZM146 47H147V45H146ZM156 47H157V45H156ZM161 47H160V49H161ZM164 47H163V48H164ZM172 47H171V49H172ZM206 47H207V48H210L209 45H208V46L206 45ZM258 47H259V46H258ZM260 47H261V45H260ZM4 48H5V46H4ZM7 48H8V47H7ZM17 48H18V47H17ZM35 48H36V45H35ZM35 48H34V50H35ZM49 48H51V47L48 46V49H49ZM67 48H66V49H67ZM75 48H76V46H75ZM128 48H129V47H128ZM191 48H192V47H191ZM211 48H212V47H211ZM216 48H217V47H216ZM216 48H215V49H216ZM240 48H241V46H240ZM240 48L237 47V50L239 51ZM245 48H246V51H247V52L250 50V49L247 50V49H248L247 47H245ZM245 48L242 49L243 52L241 53L242 56L244 57V59H242V57H240L243 61H244V60H247V59L249 60V58H248L249 56H251V58H252V55H250V53L252 54V52L248 53V54H249L248 57H247V54L244 55L245 53H247V52L244 51ZM261 48H262V49H261ZM261 48L258 49L259 52H261V50H263L264 47H261ZM5 49H6V48H5ZM26 49H27V47H26ZM31 49H33V47H31ZM31 49H30V51H32ZM55 49H56V47H55ZM66 49H65V50H66ZM84 49H85V48H84ZM141 49H142V46H141ZM146 49H147V48H146ZM146 49H145V50H146ZM160 49H159V50H160ZM189 49H188V50H189ZM192 49H193V50H191V53H190V51L187 52L188 55H190L189 58H188V60H187L188 63L190 62L189 65H190L191 63H192V64L195 63V59H196V57H194V55L196 56V54H197V51H196V52L194 51V45H193V48H192ZM253 49H252V50H253ZM3 50H4V49H3ZM24 50H25V48H24ZM27 50H28V49H27ZM39 50H40V49H39ZM117 50H118V49H117ZM147 50H149V49H147ZM165 50L167 51V53H169L167 49H164L163 52H164ZM172 50H173V49H172ZM188 50H187V51H188ZM195 50H196V49H195ZM202 50H204V49H202ZM213 50H214V49H213ZM258 50H257L256 54L258 55L257 59H258V61H259V56H260V58H261V55L259 54ZM21 51H22V50H21ZM30 51H28V53H30ZM85 51L87 52L86 49H85ZM166 51H165V52H166ZM177 51H178V50H177ZM192 51L195 52V53H193ZM38 52H39V51H38ZM46 52H47V51H46ZM60 52H61V51H60ZM83 52H84V51H83ZM83 52H82V54H83ZM117 52H118V51H117ZM140 52H141V51H140ZM143 52L145 53V51H143ZM175 52H176V51H175ZM211 52H212V51H211ZM240 52H241V51H240ZM254 52H253V58L255 59L256 57L254 56V55H255ZM9 53H10V55H11V50H9ZM12 53H13V52H12ZM14 53H16V52H14ZM26 53H27V52H26ZM32 53H33V52H32ZM61 53H63V52H61ZM61 53H60V55H62ZM67 53H68V52H67ZM87 53H88V52H87ZM119 53H120V52H119ZM144 53H142V54H144ZM176 53H177V52H176ZM189 53H190V54H189ZM223 53H224V54H223ZM261 53H263V57H264V52L262 51ZM6 54H8V53H6ZM35 54H36V53H35ZM37 54H38V53H37ZM52 54H53V53H52ZM52 54H51V55H52ZM77 54L79 55V52H78ZM84 54H85V52H84ZM88 54H89V53H88ZM123 54H124V53H123ZM123 54H122V57H123ZM134 54H135V53L133 52V55H134ZM182 54H183V53H182ZM205 54H206V52H205ZM215 54H216V52H215ZM14 55H15V54H14ZM30 55H31V54H30ZM40 55H41V50H40ZM43 55H44V52H43ZM47 55H48V54H46V58L48 59V56H47ZM57 55H58V53H57ZM63 55H64V54H63ZM75 55H76V53H75ZM111 55H112V54H111ZM176 55H177V54H175V55H173V56L171 55V56H172L171 58H174ZM186 55H187V54H186ZM206 55H207V54H206ZM206 55H205V56H206ZM238 55H240V53H239ZM257 55H256V56H257ZM4 56H5V55H4ZM4 56H3V57H4ZM22 56H23V53H22ZM25 56H27V55L25 54ZM112 56H113V55H112ZM120 56H121V55H120ZM120 56H118V57H120ZM140 56H141V55H140ZM144 56H145V55H144ZM200 56H201V55H200ZM207 56H208V55H207ZM207 56H206V60H207V61H206L205 59H203V60H205V62H206L207 65H206V64L203 65V64L205 63L204 61H203V64H202L203 67L205 66V69L203 68V69H204V72L206 71V73H207L206 75H204V79H205V80H206V76H207V75H209L210 77L214 75V74H212V71H211V73L209 74V72H210V70H211V69H210L211 67L209 68V64H211V62H210L209 57L207 58ZM214 56H215V55H214ZM225 56H227V51H226V55H225ZM0 57H2V56H0ZM19 57H20V56H19ZM19 57L17 58V60H19ZM39 57H40V56H39ZM39 57H38V58H39ZM69 57H70V56H69ZM76 57H77V56H76ZM85 57H86V55H85ZM85 57H84V59H85ZM116 57H117V56H116ZM141 57L143 58V56H141ZM192 57H193V60H191ZM245 57H246V58H245ZM7 58H8V56H7ZM20 58H21V57H20ZM22 58H23V57H22ZM42 58H43V56H42ZM50 58H51V57H50ZM72 58H73V57H72ZM81 58H82V55L80 56V59H81ZM92 58H93V57H92ZM112 58H113V57H112ZM124 58L127 60L125 54H124ZM181 58H182V60H183V56H182ZM190 58H191V59H190ZM219 58H220V61H219ZM224 58H225V57H224ZM226 58L228 59V57H226ZM237 58H238V57H237ZM251 58H250V59H251ZM86 59H87V58H86ZM93 59H95V58H93ZM93 59H92V60H93ZM97 59H98V61H100L98 57H97ZM125 59H124V62H125ZM138 59H139V55H138ZM257 59H256V60H257ZM262 59H263V58H262ZM2 60H3V58H2ZM2 60H1V61H2ZM15 60H16V58H15ZM15 60H14V61H15ZM21 60H22V59H21ZM29 60H30V59H29ZM70 60H71V58H70ZM70 60H69V64H70ZM75 60H76V58H75L74 60H72L71 63H73V62L75 63V62H76ZM90 60H91V59H90ZM113 60L116 61V58L113 59ZM128 60H129V59H128ZM136 60H137V59H136ZM175 60H176V59H175ZM208 60H209V61H208ZM239 60H240V59H239ZM242 60H241L240 62H242ZM256 60H254V62H253V59H252L253 64H254V63H255V64H258V61H257V63H256ZM4 61H5V60H4ZM34 61H35V60H34ZM40 61H41V63H42V60H40ZM44 61H45V59H44ZM55 61H57V60L55 59ZM77 61H78V58H77ZM79 61H80V62H79V65H80V63H81L82 61H81V60H79ZM86 61H88V60H85V62H86ZM95 61H96V60H95ZM121 61H122V60H121ZM214 61L212 60V64L214 63ZM231 61H232V60H231ZM263 61H264V59H263ZM36 62H37V60H36ZM50 62H51V61H50ZM53 62H54V61H53ZM62 62H63V60H62ZM62 62H61V63H62ZM92 62H93V61H92ZM96 62H97V61H96ZM109 62H110V61H109ZM116 62H117V61H116ZM118 62H119V59H118ZM118 62H117V63H118ZM124 62H122V63H124ZM193 62H194V63H193ZM207 62H208V63H207ZM252 62H248V63L246 62V64H247V68L244 67V66H245V65H244L245 63H244L243 66H242V67H243V71H244V69H245V70L248 69L249 63L251 64ZM260 62H261V61H260ZM4 63H5V62H4ZM10 63H11V61H10ZM14 63H15V62H13V64L11 63L9 66L12 65L13 68H14ZM46 63H47V61L44 63V65H45V66H44V69H45V68L48 69V67H49V63H48V65H47ZM51 63H52V62H51ZM66 63H67V62H65V64H66ZM101 63H102V62H101ZM101 63H100V67H102V66H101ZM106 63H107V62H106ZM113 63H114V62H113ZM117 63H116L115 65H117ZM225 63H224V64H225ZM228 63H229V62H228ZM228 63H226V64L228 65ZM230 63H231V62H230ZM242 63H243V62H242ZM15 64H16V63H15ZM25 64H27V63H25ZM56 64H57V63H55V62L53 63L54 67L56 66ZM62 64H64V63H62ZM69 64H67V66H68ZM97 64H99V63H97ZM108 64H109V63H108ZM135 64H138V63L135 62ZM219 64L222 65L223 67L221 66V68H220V65H219ZM2 65H3V64H2ZM35 65H36V63H35ZM77 65H78V64H77ZM86 65H88V63H87ZM90 65H92V63H90L88 66H90ZM95 65H96V64H95ZM95 65H94V63H93V65H92L91 68L93 69V68H94L93 66H95ZM102 65H104V64H102ZM111 65H114V64L111 63ZM111 65H109V66H108V65H107V66L105 65V67H110ZM118 65H119V63H118ZM118 65H117V66H118ZM125 65H126V64H125ZM125 65H124V68H125ZM240 65H241V63H240ZM9 66H8V68H9ZM21 66H22V65H21ZM21 66H19V67H21ZM72 66H73V65H72ZM80 66H81V65H80ZM122 66H123V65H122ZM138 66H139V64H138ZM192 66H193V65H192ZM238 66H239V65H238ZM238 66H237V67H238ZM258 66H260V65L258 64ZM263 66H264V64H263ZM19 67H18V68H19ZM28 67H30L29 64H28ZM50 67H51V66H50ZM58 67H59V63H58ZM74 67H75V66H74ZM100 67H99V65H98L97 68L101 69ZM166 67H167V66H165V68H166ZM207 67L209 68V70H208ZM226 67H227V66H225V68H226ZM229 67H230V66H229ZM242 67H241V69H242ZM256 67H257V65H256ZM261 67H262V65H261ZM31 68H32V67H31ZM41 68L43 69V66H42V65H41ZM81 68H82V67H81ZM86 68H87V69H91L90 67H89V68L86 67ZM86 68H85V69H86ZM95 68H96V66H95ZM97 68H96V69H97ZM102 68H104V67H102ZM119 68H120V67H119ZM124 68H123V71H124ZM136 68H137V67H136ZM136 68H135V69H136ZM167 68H169V67H167ZM206 68H207V69H206ZM212 68H213V66H212ZM227 68H228V67H227ZM227 68H226V69H227ZM238 68H239V67H238ZM249 68H250V67H249ZM253 68H254V70H256V71H257V69H258V68L256 69L254 66H253ZM21 69H23V68H21ZM33 69H34V68H33ZM44 69H43V71H42V70H39V71H41L40 74H42V72H44ZM105 69H106V68H105ZM213 69L215 70L216 67H214ZM226 69L223 70L224 73H226V72H225ZM241 69H240V70H241ZM251 69H252V66H251ZM251 69H249V70L251 71ZM263 69H264V68H263ZM75 70H77V69L74 68V71H75ZM129 70L132 71L133 68H132V69L130 68ZM178 70H179V69H178ZM207 70H208L209 72H208ZM228 70H229V69H228ZM260 70H262V69L260 68ZM13 71H14V70H13ZM17 71H18V69H17ZM26 71H27V72H26ZM45 71H46V70H45ZM57 71H58V70H57ZM94 71H95V69H94ZM97 71H98V70H97ZM104 71H105V70H104ZM135 71H136V70H134V74H132V72H129V75H130V73H131V76H132V75H135ZM173 71H174V69H173ZM192 71H193V70L191 69L190 72H192ZM8 72H9V71H8ZM10 72H11V71H10ZM23 72L26 73L25 77H28V76H27L28 69L25 70V71L23 70ZM70 72H71V71H70ZM84 72H86V75L88 74V72H87L86 70H84ZM101 72H102V71H101ZM121 72H122V71H121ZM126 72H128L127 69H126L125 73H126ZM176 72H179V71L176 70ZM223 72L221 71L220 73L222 74ZM247 72H248V70H247ZM254 72H255V71H254ZM258 72H261V71H258ZM13 73H14V72H13ZM25 73H24V74H25ZM53 73H54V72H53ZM55 73H56V71H55ZM55 73L53 74L54 76H55ZM73 73H74V72H73ZM76 73H77V72H76ZM89 73H91V72L89 71ZM122 73H123V72H122ZM218 73H219V71H218ZM220 73H219V74H220ZM262 73H263V71H262ZM34 74H35V73H34ZM40 74L38 73V74H37V77H40ZM123 74H124V73H123ZM189 74H190V76H189L190 78H189V79H192L194 74H192V73H189ZM201 74L203 75V73H201ZM245 74H248V73H245ZM249 74H250V73H249ZM29 75H30V73H29ZM70 75H71V74H70ZM124 75H125V74H124ZM126 75H128V74H126ZM129 75H128V76H129ZM251 75H252V74H251ZM34 76L36 77V75H34ZM41 76H42V75H41ZM59 76H60V74L58 75V77H59ZM62 76H63V74H61V78H62ZM71 76H72V75H71ZM71 76H68L67 79L70 78ZM121 76H122V75H121ZM131 76H130V79H131ZM175 76H176V75H175ZM19 77H20V76H19ZM123 77L125 78V76H123ZM194 77H195V75H194ZM207 77H208V76H207ZM218 77H219V76L216 75V78H218ZM248 77H249V76H248ZM45 78H46V77H45ZM73 78H74V77H73ZM121 78H122V77H121ZM175 78H176V77H175ZM201 78H202V76H201ZM211 78H213V77H211ZM211 78H210V80H211ZM214 78H215V75H214ZM2 79H3V78H1L0 81H1ZM23 79H25V78H23ZM29 79H30V77L28 78V80H29ZM36 79H37V78H36ZM50 79H51V77H50ZM52 79H53V81H54L55 78H52ZM76 79H77V78H76ZM134 79H135V77H134ZM134 79H131V80L134 81ZM4 80H5V78H4ZM4 80H3V81H4ZM33 80H34V78H33ZM78 80H79V78H78ZM128 80H129V79H128ZM170 80H171V78H170ZM170 80H169V77H168V78H167L168 83L170 82ZM199 80H200V77H199ZM205 80H204V81H205ZM207 80L209 81L208 78H207ZM7 81H8V80H7ZM7 81L5 80V85H3V86H6V87H4V92H3V90H2V88H3L2 85L0 86V93H1V95L3 94V97L5 98V99L3 98V100H2V96H0V99L2 100V101H1V103H2V108H3V105H5L4 100L6 101V104L9 103V107H11V105L13 106V105H15V104H19V103H20L19 101H21V97H22V95H20V93H19V91H18V87H16L17 84H15V83L12 82L11 84H13V85H11L10 82L8 83ZM34 81H35V80H34ZM60 81H61V79H60ZM79 81H80V80H79ZM122 81H123V80H122ZM167 81H165V83H166ZM176 81H177V79H176ZM243 81H244V80H243ZM80 82H82V81H80ZM173 82H174V80H173ZM250 82H251V81H250ZM46 83H47V82H46ZM71 83H72V84H71ZM76 83L78 84V86L80 85L79 82L76 81ZM119 83H120V82H119ZM121 83H122V82H121ZM129 83H131L130 80H129ZM133 83H134V82H133ZM133 83H132V84H133ZM203 83H204V82H203ZM240 83H241V82H240ZM240 83H239V85H241ZM242 83H243V82H242ZM245 83H246V82H245ZM14 84H15V87H14ZM44 84H45V82H44ZM70 84H71V85H75V84H73L72 81L69 82V85H70ZM114 84H115V83H114ZM134 84H135V83H134ZM169 84H170V83H169ZM220 84H221V83H220ZM249 84H250V83H249ZM7 85L10 86L9 90L6 89V88H8ZM49 85L51 86V83H50ZM112 85H113V84H112ZM129 85H130V84H129ZM232 85H233V84H232ZM257 85H258V83H257ZM118 86H120V84H119ZM122 86H123V84L121 85V87H122ZM133 86H134V85H133ZM217 86H218V85H217ZM229 86L231 87V90H232V86H231V85H229ZM235 86H236V84H235ZM237 86H238V85H237ZM237 86H236V87H237ZM243 86H244V85H243ZM13 87H14V89H13ZM42 87H43V85H42ZM42 87H41V90H40V91H42ZM75 87H76V86H75ZM114 87H115V86H114ZM220 87H221V85H220L218 88L220 89ZM230 87H229V89H230ZM11 88H12V89H11ZM15 88H17V91H18V92H16V89H15ZM49 88H50V87H49ZM111 88H113V87H111ZM117 88H118V87H117ZM122 88H123V87H122ZM139 88H140V86H139ZM222 88H223V87H222ZM224 88H225V87H224ZM224 88H223V89H224ZM238 88H239V86H238ZM39 89H40V88H39ZM60 89H62V88H60ZM219 89L216 88V90H219ZM223 89H222V90H223ZM243 89H244V88H243ZM246 89H247V88H246ZM262 89H263V88H262ZM7 90H8V92H7ZM105 90H106L105 93H107V97H109L108 95H110V94H112V93H111V92H108V88H106ZM105 90H104V91H105ZM109 90L111 91L110 87H109ZM113 90H114V89H113ZM118 90H121V89L119 88ZM131 90L133 91V88H132ZM135 90H136V88H135ZM220 90H221V89H220ZM1 91H2V92H1ZM13 91L16 92V96H13V95H14V92H13ZM45 91H46V89H45ZM48 91H49V93H50V90H49V89H48ZM54 91H55V90H54ZM59 91H60V90H59ZM122 91H123V90H122ZM122 91H120V94L118 93V97H117L116 94H115V96L118 98V100H120L119 95H121V92H122ZM137 91H138V89H137ZM140 91H141V90H140ZM245 91H246V90H245ZM262 91H263V90H262ZM6 92L8 93V95H6ZM68 92H69V91H68ZM73 92H74V91H73ZM98 92H99V91H98ZM114 92H116V89L113 91V93H114ZM117 92H118V91H117ZM117 92H116V93H117ZM125 92H126V91H125ZM223 92H224V91H223ZM225 92H226V91H225ZM238 92H239V91H238ZM49 93H48V94H49ZM52 93H53V94H52V96H53V95H54V92H52ZM60 93H61V92H60ZM95 93H96V92H95ZM164 93H165V92H164ZM216 93H217V96H218V95H219L218 91H217ZM220 93H221V91H220ZM234 93H235V92H234ZM242 93H243V90H242V92H241V90H240V93H239L240 96H241ZM17 94H18L20 97L17 96ZM48 94H47V96H48ZM75 94L77 95V93H75ZM123 94H124V92H122V95H123ZM125 94H126V93H125ZM139 94H140V92H139ZM167 94H169V93H167ZM200 94H202V93H200ZM200 94H199V95H200ZM214 94H215V92H214ZM228 94H229V93H228ZM237 94H238V93H237ZM58 95H59V93H58ZM96 95H97V94H96ZM130 95H131V92H130ZM142 95H143V94H142ZM164 95H165V94H164ZM171 95H172V93H171ZM171 95H170V96H171ZM243 95H244V94H243ZM261 95H262V93H261ZM45 96H46V94H45ZM47 96H46V98H47ZM98 96H99V95H98ZM101 96H102V94H101ZM165 96H166V95H165ZM172 96H174V95H172ZM172 96H171V97H172ZM215 96H216V94H215ZM222 96H223V95H222ZM235 96H236V95H235ZM6 97H7V100H6ZM10 97H14L15 99H16V97H17V99H16L17 101H16V102H18V103H16L14 100L10 99ZM61 97H62V96H61ZM111 97H112V95H111ZM116 97H115V99H116ZM120 97H121V96H120ZM141 97H142V96H141ZM144 97H145V95H144ZM144 97H142V99H143ZM163 97H164L163 95L160 96V98H163ZM206 97H207V96H206ZM206 97H205V98H206ZM255 97H256V94H255ZM263 97H264V95H263ZM8 98H9V101H8ZM19 98H20V100H19ZM43 98H44V97H43ZM95 98H96V97H95ZM101 98L103 99V96H102ZM113 98H114V97H113ZM129 98H130V97H129ZM219 98H220V97H219ZM47 99H48V98H47ZM57 99L60 100L58 97H57ZM164 99H165V98H164ZM199 99H201V98L199 97ZM210 99H211V98H210ZM227 99H228V98H227ZM240 99H242V98H240ZM48 100H49V99H48ZM48 100H47V101H48ZM94 100H96V99H94ZM169 100H170V98H169ZM193 100L196 101L194 98H193ZM204 100H205V99H204ZM223 100H225V98H224ZM238 100H239V99H238ZM260 100H262V102L264 103V99H261V97H260ZM12 101H13V103H12ZM44 101L46 102V100H44ZM56 101H57V100H56ZM83 101H84V99H83ZM83 101L81 100V102H83ZM86 101H87V97H86ZM91 101H92V99H91ZM109 101H110V99H109ZM112 101L114 102V99L111 98V102H112ZM135 101H136V100H135ZM135 101L133 100V102H135ZM142 101H143V100H142ZM170 101H171V100H170ZM228 101H229V100H228ZM235 101H236V100H235ZM21 102H22V101H21ZM41 102H42V101H41ZM94 102H95V101H94ZM113 102H112V103H113ZM116 102H117V101H116ZM116 102H115V103H116ZM167 102H168V101H167ZM172 102H173V101H172ZM172 102H171V106H174L175 104L172 105ZM174 102H175V101H174ZM223 102H224V101H223ZM230 102H232V99L230 100ZM240 102H241V100H240ZM249 102H250V101H249ZM1 103H0V104H1ZM61 103H63V102H61ZM99 103H100V102H99ZM119 103H120V102H118V104H119ZM143 103H144V102H143ZM169 103H170V102H169ZM194 103H195V102H194ZM224 103H225V102H224ZM263 103H260V104H263ZM42 104H43V103H42ZM97 104H98V103H97ZM113 104H114V103H113ZM146 104H147V102H146ZM214 104H215V101H214ZM234 104H235V103H234ZM245 104H246V102H245ZM57 105H58V108L62 107V105L60 104V102H59V104H57ZM59 105H60V106H59ZM75 105H76V104H75ZM82 105H85V101H84V103H82ZM98 105H99V104H98ZM143 105H144V104H143ZM166 105H167V104H166ZM176 105H177V104H176ZM212 105H213V102H212ZM246 105H247V104H246ZM263 105H264V104H263ZM263 105H262V106L260 105V109H261V107H263ZM0 106H1V105H0ZM5 106H6V105H5ZM54 106H55V105H54ZM54 106H51L50 108H53V109H54ZM77 106H78V107H81V105H80V106L78 105V100H77ZM86 106H87V104H86ZM88 106H89V103H88ZM94 106H95V105H93V107H94ZM104 106L106 107L107 105H104ZM135 106H137V105H135ZM138 106H139V105H138ZM163 106H165V104H164ZM171 106H170V107H171ZM208 106H210V104H209V100H208ZM208 106H207V107L205 106V108L207 109ZM229 106H230V105H229ZM229 106H228V111H230V107H229ZM233 106H234V105H233ZM233 106H232V108H233ZM249 106H250V105H249ZM48 107H49V106H48ZM56 107H57V106H56ZM56 107H55V108H56ZM63 107H65V104L63 105ZM67 107H68V104H67ZM84 107H85V106H84ZM84 107L82 106V108H79L80 111H82V110L84 109ZM110 107H111V106H110ZM129 107H130V106H129ZM129 107H128V108H129ZM131 107L134 108L133 105H132ZM161 107H162V106H161ZM161 107H160V108H161ZM177 107H178V106H177ZM196 107H197V106H196ZM210 107H211V106H210ZM210 107H209V109H211ZM213 107H214V105H213ZM243 107H244V106H243ZM246 107H247V106H246ZM257 107H258V106H257ZM2 108H1V109H2ZM5 108H7V106H6ZM74 108H75V107H74ZM100 108H101V110L103 111L102 107H100ZM132 108H131V109H132ZM149 108H150V107H149ZM162 108H163V107H162ZM164 108L166 109L167 106L164 107ZM174 108H175V106H174ZM201 108H202V106H201ZM201 108H200V111H201ZM12 109H13V107H12ZM45 109H47V108H45ZM45 109H44V111H45ZM79 109H78V110H79ZM85 109L87 110V108H85ZM97 109H98V107H97ZM111 109H112V108H111ZM117 109H118V108H117ZM119 109H120V108H119ZM131 109H130V110H131ZM177 109H178V108H177ZM221 109H222V108H221ZM225 109H226V108H225ZM244 109H245V108H244ZM9 110H10V109H8V111H9ZM50 110H52V109H50ZM89 110H91V109H89ZM108 110H109V108H108ZM112 110H114V109H112ZM145 110H146V109H145ZM158 110H159V107H158L157 111H158ZM169 110H170V109H169ZM261 110H262V109H261ZM8 111L6 110V112H8ZM12 111H13V110H12ZM44 111H43V112L40 111V113H41V114H39L40 119H43V117H41V115H44V114H45ZM46 111H48V110H46ZM98 111H99V109H98ZM104 111H105V108H104ZM121 111H122V110H121ZM131 111H132V110H131ZM131 111H130V113H131ZM148 111H149V110H148ZM179 111H180V110H178V112H179ZM204 111H205V110H204ZM110 112H111V111H110ZM113 112H114V111H113ZM150 112H151V111H150ZM166 112H167V110H166ZM172 112H173V110H172V108H171V113H172ZM178 112H177V114H178ZM201 112H203V110H202ZM205 112H207V110H206ZM247 112H248V109H247ZM12 113H13V112H12ZM78 113H79V111H78ZM89 113H90V112H89ZM93 113H94V111H93ZM121 113H122V112H120V114H121ZM134 113H136V111H134ZM154 113H156V115H154L155 120H156V116L158 115L159 111H158V113H157L156 111H155ZM154 113H153V112L151 113L152 116H153ZM175 113H176V108H175ZM195 113H197V111H196ZM209 113H211V112H209ZM220 113H221V112H220ZM261 113H262V112H261ZM263 113H264V109H263ZM10 114H11V113H10ZM15 114H16V113H15ZM37 114H38V113H37ZM46 114H47V113H46ZM79 114H80V113H79ZM83 114H84V110H83ZM94 114H95V113H94ZM94 114H93V116H94ZM163 114L167 115V114L164 113V112H163ZM163 114H162V117H164ZM168 114H169V112H168ZM173 114H174V112H173ZM198 114H199V112H198ZM203 114H204V112H203ZM203 114H202V115H203ZM216 114H217V113H216ZM225 114H226V113H225ZM0 115L2 116V114H0ZM12 115H13V114H12ZM16 115H17V114H16ZM47 115H50V112H49V114H47ZM47 115H46V116H47ZM61 115H62V114H61ZM100 115H101V112H100ZM112 115H113V114H112ZM115 115H116V114H115ZM128 115H129V113H128ZM130 115H131V114H130ZM132 115H133V113H132ZM135 115H137V114H135ZM174 115H175V114H174ZM180 115H181V114H180ZM241 115H243V114L241 113ZM257 115H258V114H257ZM46 116L44 115V119L46 118V119H45V121H46L45 123H47V122L49 121V118L47 119ZM50 116H51V115H50ZM81 116H82V115H81ZM85 116H86V114H85ZM98 116H99V113H98ZM105 116H106V115H105ZM159 116H161V113L159 114ZM169 116H170V115H169ZM169 116L167 115V116H165V117H166V118L168 117V119H170ZM172 116H173V115H172ZM200 116H201V115H200ZM217 116H218V114H217ZM219 116H220V115H219ZM224 116H225V115H223V117H222L221 119H223ZM229 116H230V115H229ZM252 116H253V115H252ZM259 116H260V115H259ZM6 117H8V116H6ZM87 117H88V116H87ZM102 117H103V115H102ZM107 117H108V115H107ZM132 117H133V116H132ZM150 117H151V116H150ZM165 117H164V118H165ZM203 117H204V116H203ZM215 117H216V115H215ZM243 117L245 118V116H243ZM1 118H2V117H1ZM1 118H0V123H1ZM14 118H15V117H14ZM51 118L53 119V116H52ZM51 118H50V122H51ZM91 118H92V117H91ZM130 118H131V117H130ZM146 118L148 119V116H147ZM166 118H165V122H166ZM171 118H172V117H171ZM219 118H220V117H219ZM219 118H218L217 120H220ZM131 119H132V118H131ZM161 119H162V118H161ZM161 119H160V120L158 119L157 121L154 120V122H159V123H160V122H161ZM213 119H214V118H212V121H213ZM241 119H243V118H241ZM252 119H253V117H252ZM260 119H261V118H260ZM2 120H3V119H2ZM31 120H32V119H31ZM98 120H99V119H98ZM100 120H101V119H100ZM127 120H129V118H127ZM150 120H151V122L153 121L152 117H151ZM8 121H9V119H8ZM89 121H90V120H89ZM109 121H110V120H109ZM132 121H133V119H132L130 122H132ZM162 121H164V119H163ZM212 121L210 120V122H212ZM214 121H215V120H214ZM236 121H237V120H236ZM248 121H249V120H248ZM14 122H16V121H14ZM30 122H31L32 125H33V122H32V121H30ZM41 122H43V121H41ZM52 122H53V121H52ZM62 122H63V121H62ZM95 122H97V121H95ZM102 122H103V121H102ZM130 122H129V123H130ZM139 122L141 123V120L138 121V123H139ZM143 122H145V120H143ZM143 122H142L141 124H143ZM151 122H150V124L148 123L149 125H147V124L145 123V127L143 126V130H144V128L147 129V127L150 126V125H151L152 128L154 129V125L157 124V123H155V124L153 123V124H152ZM210 122H209V123H210ZM9 123H10V122H9ZM127 123H128V121H127ZM168 123H169V121H168ZM207 123H208V121H207ZM219 123H220V122H219ZM222 123L225 124V121L222 122ZM253 123H254V122H253ZM253 123H252V124H253ZM1 124H2V123H1ZM4 124H5V122H4ZM48 124H49V122L47 123V126H48ZM52 124H53V123H52ZM162 124H163V122H162ZM165 124H166L165 126H167V122H166ZM205 124H206V123H205ZM216 124H218V123H216ZM228 124H229V123H228ZM243 124H244V123H243ZM254 124H255V123H254ZM261 124H262V123H261ZM6 125H7V124H5L4 128L6 127ZM35 125H36V124H35ZM61 125H62V123H61ZM132 125H133V123H132ZM136 125H137V123H136ZM170 125H171V124H170ZM241 125H242V124H241ZM7 126H8V125H7ZM45 126H46V125H45ZM45 126H44V127H45ZM50 126H51V124H50ZM125 126H126V128H128V126H127L126 124H125ZM129 126H130V124H129ZM133 126H134V125H133ZM157 126H159V125L157 124ZM157 126H155V128H157ZM174 126H175V125H174ZM254 126H255V125H254ZM254 126H252V129H253ZM13 127H14V126H13ZM52 127H53V125H52ZM62 127H63V125H62ZM92 127L94 128V125H92ZM136 127H137V126H136ZM139 127H140V124H139ZM162 127H164V126H162ZM168 127H169V126H168ZM194 127H195V126H194ZM219 127H220V126H219ZM222 127H223V126H222ZM226 127H227V126H226ZM255 127H256V126H255ZM64 128H65V125H64ZM126 128H125V130H126ZM129 128H130V127H129ZM170 128H172V126H171ZM229 128H230V127H229ZM236 128H238V127H236ZM261 128H262V127H261ZM6 129H7V128H6ZM8 129H10V125H9V128H8ZM8 129H7V130H8ZM56 129H57V127H56ZM104 129H105V128H104ZM220 129H223V128H220ZM239 129H240V126H239ZM245 129H246V128H245ZM11 130H12V128H11ZM14 130H15V129H14ZM16 130H17V129H16ZM20 130H21V129H20ZM133 130H134V129H133ZM135 130H136V129H135ZM155 130H156V129H155ZM155 130H154V131H155ZM158 130H159L158 132H160L159 127H158ZM163 130H164V129H163ZM167 130H168V129H167ZM194 130H195V128L193 129V131H194ZM234 130H235V129H234ZM234 130H233V131H234ZM237 130H238V129H237ZM2 131H3V130H2ZM56 131H57V130H56ZM63 131H64V130H63ZM130 131H131V130H130ZM140 131H141V130H140ZM147 131H148V129H147ZM147 131L144 130V133L147 132ZM172 131H173V130H172ZM152 132H153V131H152ZM207 132H208V130H207ZM228 132H229V130H228ZM231 132H232V130H231ZM231 132H230V133H231ZM254 132H255V131H254ZM1 133H2V132H1ZM16 133H17V131H16ZM59 133H60V132H59ZM119 133H120V132H119ZM132 133H133V132H132ZM215 133H216V132H214V134H215ZM56 134H57V133H56ZM56 134H55V135H56ZM101 134H102V133H101ZM121 134H122V132H121ZM161 134H162V133H161ZM216 134L218 135L219 133H216ZM243 134H244V133H243ZM17 135H18V134H17ZM17 135H16V136H17ZM63 135H64V133H63ZM63 135H62V136H63ZM115 135H116V134H115ZM140 135H141V134H140ZM165 135H167V134L165 133ZM219 135H220V134H219ZM240 135H241V134H240ZM262 135H264V134L262 133ZM2 136H3V134H2ZM5 136H6V135H5ZM9 136H10V134H9ZM9 136H8V138H9ZM12 136H13V135H12ZM120 136H121V135H120ZM125 136H126V135H125ZM142 136H143V134H142ZM168 136H169V135H168ZM221 136H224V135H220V137H221ZM114 137H115V136H114ZM163 137H165V136L163 135ZM204 137H205V136L203 135V138H204ZM246 137H247V136H246ZM250 137H251V135H250ZM261 137H262V136H261ZM13 138H15V137H13ZM145 138H147V137H145ZM159 138H160V136H159ZM248 138H249V136H248ZM24 139H25V138H24ZM133 139H134V136H133ZM197 139L199 140L198 137H197ZM212 139H213V138H212ZM218 139L220 140L219 137H218ZM10 140H11V139H10ZM16 140H17V139H16ZM93 140H94V139H93ZM120 140H121V138H120ZM125 140H126V138H125ZM136 140H137V139H136ZM146 140H147V139H146ZM205 140H206V138H205ZM213 140H215V139H213ZM2 141H3V137H2ZM23 141H24V140H23ZM23 141H22V143H23ZM17 142H18V141H17ZM133 142H134V141H133ZM148 142H149V141H147V143H148ZM216 142H217V140H216ZM84 143H85V145H86V142H84ZM92 143H93V142H92ZM136 143H137V142H136ZM161 143H162V142H161ZM166 143H167V142H166ZM230 143H232V142L230 141ZM27 144H28V142H27ZM80 144H81V143H80ZM95 144H96V143H95ZM141 144H142V143H141ZM212 144H213V143H212ZM224 144H225V143H224ZM224 144H223V146H224ZM20 145H21V143H20ZM20 145H19V147H20ZM89 145H91V144H89ZM89 145H88V146H89ZM92 145H94V144H92ZM98 145H99V144H98ZM123 145H124V143H123ZM132 145H133V143H132ZM143 145H144V144H143ZM145 145H146V144H145ZM226 145H227V144H226ZM2 146H3V145H2ZM6 146H7V145H6ZM21 146H22V145H21ZM76 146H77V145H76ZM79 146H80V145H79ZM88 146H87V147H88ZM96 146H97V144L95 145V147H96ZM140 146H141V145H140ZM140 146H139V147H140ZM153 146H154V144H153ZM157 146H158V145H157ZM157 146H155L156 149H158ZM217 146H218V143H217ZM69 147H70V146H69ZM98 147H99V146H98ZM148 147H149V146H148ZM3 148H4V146H3ZM10 148H11V147H10ZM26 148H27V147H26ZM77 148H78V147H77ZM93 148H94V146H93ZM135 148H136V147H135ZM135 148H134V149H135ZM144 148H145V147H144ZM151 148H152V146H151ZM151 148H150L149 150H151V151H154V150H155V149L153 150V148H152V149H151ZM220 148H223V147L220 146ZM23 149H24V151H25V148H24V147H23ZM94 149H95V148H94ZM96 149H98V148L96 147ZM96 149H95V150H96ZM116 149H117V148H116ZM142 149H143V148H142ZM4 150H5V149H4ZM28 150H29V148L26 149V151H28ZM43 150H44V149H43ZM109 150H110V149H109ZM159 150H160V149H159ZM13 151H14V150H13ZM44 151H45V150H44ZM91 151H92V149H91ZM125 151H126V150H125ZM215 151H216V150H215ZM0 152L2 153L1 150H0ZM16 152H17V151H16ZM22 152H23V150H22ZM33 152H35V151H33ZM41 152H42V151H41ZM87 152H88V151H87ZM111 152H112V151H111ZM130 152H131V149H130ZM138 152H139V151H138ZM155 152H156V150H155ZM155 152H154V153H155ZM216 152H217V151H216ZM14 153H15V152H14ZM56 153L58 154V152H56ZM74 153H75V152H74ZM115 153H117V151H116ZM135 153H137V152H135ZM135 153H134V154H135ZM142 153H143V150H142ZM146 153H147V150H146ZM148 153H149V155H150V152H149V151H148ZM152 153H153V152H152ZM152 153H151V156H152L153 159H154V153H153V155H152ZM214 153H215V152H214ZM218 153H220V152L218 151L217 154H218ZM230 153H231V151H230ZM230 153H229V155H231ZM24 154H25V153H24ZM26 154H27V153H26ZM42 154H43V153H42ZM45 154H46V152H45ZM47 154H48V153H47ZM105 154H106V153H105ZM108 154H109V153H108ZM112 154H113V152H112ZM140 154H141V153H140ZM155 154H156V153H155ZM157 154H158V150H157ZM217 154H216V155H217ZM224 154H225V153H224ZM2 155H3V154H2ZM5 155H6V153H5ZM5 155H4V156H5ZM11 155H12V153H11ZM16 155H17V154H16ZM85 155H86V154H85ZM137 155H138V153H137ZM222 155H223V152H222ZM40 156H41V155H40ZM98 156H100V155L98 154ZM101 156H102V155H101ZM140 156H141V155H140ZM231 156H232V155H231ZM19 157H20V156H19ZM65 157H66V156H65ZM91 157H93V156H91ZM138 157H139V155H138ZM148 157H149L148 159L152 160V157H151V158H150V156H148ZM156 157L158 158L157 155H156ZM211 157H212V156H211ZM227 157H228V156H227ZM1 158H2V157H1ZM38 158H39V157H38ZM38 158L36 157V160H37ZM94 158H95V157H94ZM109 158H110V156H109ZM132 158H133V157H132ZM139 158H141V157H139ZM139 158H138V159H139ZM144 158H147L146 154L144 155ZM167 158H168V157H167ZM219 158H220V157H219ZM223 158H224V157H223ZM223 158H222V160H224ZM228 158H230V157H228ZM231 158H232V157H231ZM20 159H21V158H20ZM20 159H18V160L22 162V160H20ZM32 159H33V158H32ZM80 159H81V157H80ZM82 159H83V158H82ZM84 159H85V158H84ZM114 159H115V157H114ZM130 159H131V158H130ZM225 159L227 160L226 157H225ZM247 159H248V158H247ZM0 160H1V159H0ZM34 160H35V159H34ZM102 160H103V158L101 159V161H102ZM131 160H132V159H131ZM211 160H212V159H211ZM216 160H217V157H216ZM222 160H221V161H222ZM13 161H14V159L12 160L11 163H13ZM37 161H39V160H37ZM40 161H41V160H40ZM107 161H108V159H107ZM133 161H134V158H133ZM137 161H138V160H137ZM137 161H136V163H137ZM158 161H159V159H158V160L156 159V163H157ZM170 161H171V159H170ZM212 161H213V160H212ZM3 162H4V160H3ZM43 162H44V159H43ZM85 162H86V161H85ZM98 162H99V160H98ZM109 162H110V161H109ZM116 162H117V161H116ZM141 162L143 163L144 160H143V161H140V163H141ZM145 162H147L146 165H147V167H148V161L146 160ZM154 162H155V161H154ZM45 163H46V162H45ZM66 163H67V162H66ZM103 163H104V162H103ZM107 163H108V162H107ZM111 163H112V162H111ZM134 163H135V162H134ZM165 163H166V160H165ZM17 164H19V163L17 162ZM30 164H31V163H30ZM86 164H87V162H86ZM109 164H110V163H109ZM143 164H144V165H143V167H144V166H145V163H143ZM151 164H152V163H151ZM160 164H161V163H160ZM167 164H168V162H167ZM179 164H180V163H179ZM245 164H246V163H245ZM1 165H2V162H1ZM8 165H9V164H8ZM10 165H11V164H10ZM53 165H54V164H53ZM87 165H88V164H87ZM111 165H113V163H112ZM116 165H117V164H116ZM137 165H138V164H137ZM163 165H164V164H163ZM177 165H178V164H177ZM228 165H230V162L228 163ZM12 166H13V165H12ZM31 166H32V165H31ZM38 166H39V165H38ZM88 166H89V165H88ZM96 166H97V165H96ZM104 166H105V165H104ZM108 166H109V165H108ZM151 166H152V165H151ZM159 166H160V165H158L157 167H159ZM161 166H162V165H161ZM168 166H169V165H168ZM170 166H171V165H170ZM170 166H169V169L171 168ZM180 166H181V165H180ZM180 166L178 165V167H180ZM243 166H244V165H243ZM2 167H3V166H2ZM13 167H14V166H13ZM19 167H20V165H19ZM33 167H34V166H33ZM35 167H36V165H35ZM47 167H48V165H47ZM51 167H52V166H51ZM109 167H110V166H109ZM111 167L114 168V166H111ZM117 167H118V166H116V168H117ZM165 167H166V166H165ZM176 167H177V166H176ZM178 167H177V170H178ZM182 167H183V165H182ZM182 167H181V168H182ZM248 167H249V166H248ZM40 168H41V166H40ZM97 168H98V166H97ZM101 168H102V167H101ZM151 168H152V167H151ZM154 168H155V166H153V170H154ZM167 168H168V167H167ZM255 168H256V167H255ZM8 169L11 170L12 168H10V166H9ZM8 169H7V170H8ZM29 169H30V168H29ZM42 169H43V168H42ZM46 169H47V168H46ZM92 169H94V167H93ZM105 169H106V166H105ZM145 169H146V171H147V169H149V168H146V166H145ZM162 169L164 170V167H162ZM174 169H175V171H176V168H174ZM182 169H184V168H182ZM10 170H9V172H10ZM32 170H33V169H32ZM36 170H37V169H36ZM90 170H91V168H90ZM94 170H95V169H94ZM153 170L151 169V171H153ZM157 170H158V169H157ZM160 170H161V169H160ZM166 170H167V169H166ZM185 170H186V168H185ZM259 170H260V169H258V171H259ZM1 171H2V170H1ZM23 171H24V169H23ZM43 171H44V170H43ZM83 171H85V170H83ZM88 171H89V170H87V172H88ZM116 171H118V170L116 169ZM171 171H173V170L171 169ZM242 171H244V170H242ZM249 171L252 172V170H249ZM3 172H4V170H3ZM3 172H2V173H3ZM26 172H27V170H26ZM53 172H54V169H53L52 173H53ZM57 172H58V170H57ZM60 172H61V169H60ZM60 172H59V175H60ZM167 172H168V170H167ZM178 172H179V170H178ZM178 172H177V174H178ZM253 172L255 173V171H253ZM24 173H25V171L23 172V174H24ZM31 173H32V171H31ZM37 173H38V171H37ZM37 173H36V174H37ZM48 173H49V170H48ZM95 173H96V172H95ZM105 173H106V171H105ZM147 173H148V172H147ZM4 174H5V173H4ZM4 174H3V175H4ZM12 174H14V172H13ZM26 174H27V173H26ZM38 174H39V173H38ZM53 174H54V173H53ZM76 174H77V173H76ZM97 174H98V172H97ZM117 174H118V173L116 172V175H117ZM153 174H154V173H153ZM161 174L163 175L164 173L161 172ZM173 174H174V177H175V176L177 177V175H175L176 173H173ZM179 174H180V173H179ZM249 174H251V173H249ZM6 175H7V173H6ZM21 175H22V174H21ZM21 175H20V179H21ZM45 175H46V173H45ZM48 175H49V174H48ZM59 175H58V176H59ZM94 175H95V174H94ZM99 175H100V174H99ZM111 175H112V174H111ZM139 175H140V174H139ZM139 175H138V176H139ZM158 175H159V174H158ZM167 175L170 176V174H167ZM257 175H258V174H257ZM28 176H29V175H28ZM46 176H47V175H46ZM46 176H45V177H46ZM50 176H51V174H50ZM52 176L55 178V175H52ZM61 176H62V174H61ZM89 176H90V175H89ZM140 176H142V175H140ZM151 176H152V174H151ZM153 176H154V175H153ZM164 176H165V175H164ZM0 177H1V175H0ZM7 177H8V176H7ZM16 177H17V176H16ZM24 177H25V176H24ZM24 177H23V179H24ZM42 177H43V173H42ZM53 177H51V178L53 179ZM74 177L76 178V176H74ZM100 177H101V176H100ZM155 177H157V171H156V175H155ZM159 177H160V175H159ZM172 177H173V176H172ZM185 177H186V176H185ZM9 178H10V176H9ZM12 178H14V177L12 176ZM26 178H27V179H26ZM26 178H25V179H26V181H27V180H29L28 178H31V177H27V176H26ZM38 178H39V177H38ZM51 178H50V179H51ZM57 178H59V180H60V176L57 177ZM102 178H103V177H102ZM104 178H105V177H104ZM107 178H108V177H107ZM161 178H164V177L161 176ZM190 178H191V176H190ZM261 178H262V177H261ZM18 179H19V174H18ZM20 179H19V180H20ZM32 179H33V176H32ZM32 179H31V181H32ZM42 179H43V178H42ZM45 179H46V178H44V180H45ZM50 179L48 178V180H50ZM65 179H67V177H65ZM68 179H69V178H68ZM70 179H71V178H70ZM93 179H94V178H93ZM115 179H116V178H115ZM123 179H124V178H123ZM126 179H127V178H126ZM131 179H132V177H131ZM150 179H152V178H150ZM165 179H167V176H166ZM171 179H172V178H171ZM176 179H177V178H176ZM11 180H12V179H11ZM16 180H17V179H15V182H16ZM40 180H41V179H40ZM48 180H47V181H48ZM61 180H62V179H61ZM178 180H179V177H178ZM178 180H176V181L173 180V182H172V185L176 182V185H177L176 189L179 188V187H178V186H179V182H178ZM180 180H181V179H180ZM29 181H30V180H29ZM34 181H36V179H35ZM47 181H46V182H47ZM56 181H58V179H57ZM62 181H63V184H64V183H65L64 179H63ZM123 181H124V180H123ZM129 181H130V180H129ZM160 181H162V180L160 179ZM163 181H164V180H163ZM163 181H162V182H163ZM189 181H190V179H189ZM0 182H1V181H0ZM15 182H14V184H15ZM44 182H45V181H44ZM49 182H52V181H49ZM54 182H55V179H54ZM54 182H53V183H54ZM59 182H60V181H59ZM59 182H58L57 185H60V186H61V183H59ZM86 182H87V181H86ZM88 182H89V181H88ZM104 182H105V181H104ZM127 182H128V181H127ZM151 182H152V181H151ZM177 182H178V183H177ZM181 182H182V181H181ZM181 182H180V183H181ZM12 183H13V181H12ZM20 183H21V182H20ZM23 183H27V182L24 181ZM36 183H37V182H36ZM36 183H35V185H36ZM39 183H40V182H39ZM39 183H37V185H38ZM66 183H67V180H66ZM156 183H157V182H156ZM158 183H159V182H158ZM167 183L171 184L170 180L167 181ZM182 183H184V181H183ZM188 183H190V182H187L186 184H188ZM6 184H7V183H6ZM17 184L19 185L18 180H17ZM47 184H48V185H51V184H49V183H47ZM126 184H127V183H126ZM186 184H185V185H186ZM3 185H4V184H3ZM9 185H10V184H9ZM15 185H16V184H15ZM18 185H17L16 187H17V188H20V186L18 187ZM25 185L27 186V184H25ZM45 185H46V184H45ZM45 185L42 186V182H41V186H42L43 188L45 187ZM52 185H53V184H52ZM99 185H100V184H99ZM151 185H152V184H151ZM161 185H163V184L161 183ZM164 185H165V181H164ZM181 185H182V187H184V189L187 187V185H186V187L183 186V184H181ZM28 186H29V184H28ZM38 186H39V185H38ZM174 186H175V185H174ZM244 186H245V185H244ZM6 187H7V186H6ZM14 187H15V186H14ZM50 187H51V186H50ZM56 187H57V186H56ZM62 187H63V186H62ZM104 187H105V185H104ZM125 187H126V186H125ZM180 187H181V186H180ZM182 187H181V190H182ZM245 187H246V186H245ZM17 188H16V189H17ZM22 188H23V186H22ZM24 188H25V186H24ZM24 188H23L22 192L24 191ZM39 188H40V186H39ZM43 188H42V190H43ZM46 188H47V185H46L45 189H46ZM84 188H85V187H84ZM89 188H90V187H89ZM101 188H102V187H101ZM113 188H114V187H113ZM135 188H136V187H135ZM138 188H139V186H138ZM166 188H168V185H167ZM193 188H194V187H193ZM3 189H4V188H3ZM10 189L12 190V185H11V188H10ZM25 189L27 190V191H26L27 193L24 192L23 196H25V193H26V197H27L28 189H27V188H25ZM36 189H37V188H36ZM36 189H35V190H36ZM40 189H41V188H40ZM54 189H55V187H54ZM117 189H118V188H117ZM117 189H116V190H117ZM119 189H120V188H119ZM173 189H174V188H173ZM173 189H172V190H173ZM184 189H183V190H184ZM187 189H188V188H187ZM1 190H2V188H1ZM47 190H49V189H46V191H47ZM57 190H58V188H57ZM86 190H87V189H86ZM88 190H89V189H88ZM101 190L104 191V189H101ZM236 190H237V189H236ZM7 191H8V187H7ZM7 191H6V192H7ZM18 191H19V189H18ZM51 191H52V187H51ZM54 191H56V189H55ZM84 191H85V189H84ZM90 191H92V189H91ZM107 191H108V190H107ZM111 191H112V190H111ZM118 191H119V190H118ZM118 191H117V192H118ZM121 191H122V190H121ZM124 191H125V190H124ZM136 191L138 192V190H136ZM16 192H17V191H16ZM32 192H33V191H32ZM58 192H59V190H58ZM85 192H86V191H85ZM109 192H110V190H109ZM132 192H133V191H132ZM134 192H135V191H134ZM241 192H243V191H241ZM42 193H44V192H42ZM52 193H53V191H52ZM54 193H55V192H54ZM88 193H89V191H88ZM114 193H116V191L113 192V194H114ZM120 193H121V192H120ZM120 193H118L119 196H120ZM144 193H145V192H144ZM144 193H143V195H146V194H144ZM155 193H157V192H155ZM169 193H170V192H169ZM180 193H181V191H180ZM188 193H189V192H188ZM235 193H236V192H235ZM237 193H238V192H237ZM262 193H263V192H262ZM46 194L48 195V193H46ZM50 194H51V193H50ZM82 194H83V193H82ZM91 194H92V192H91ZM105 194H106V193H105ZM122 194H125V193L122 192ZM130 194H131V193H130ZM130 194H129V198H130ZM133 194H134V193H133ZM189 194H190V193H189ZM0 195H1V194H0ZM32 195L34 196L33 193H32ZM38 195H39V194H38ZM44 195H45V194H44ZM109 195H110V194H109ZM136 195H137V194H134V196H136ZM151 195H152V194H151ZM161 195H162V194H161ZM161 195H159V196H161ZM164 195H165V194H163V196H164ZM198 195H199V194H198ZM30 196H31V195H30ZM103 196H104V195H103ZM119 196H118V197H119ZM140 196H141V195H140ZM174 196H176V195H174ZM179 196H180V195H179ZM1 197H2V195H1ZM39 197H40V196H39ZM127 197H128V196H127ZM157 197H158V194H157ZM169 197H171V196H169ZM194 197H195V196H194ZM226 197H227V196H226ZM226 197H225V198H226ZM2 198H3V197H2ZM35 198H36V193H35ZM37 198H38V197H37ZM45 198H46V197H45ZM98 198H100V196H99ZM115 198H116V197H115ZM154 198H155V196H154ZM154 198H153V199H154ZM188 198H189V197H188ZM241 198H242V197H241ZM3 199H4V198H3ZM73 199H74V198H73ZM81 199L83 200V198H81ZM94 199H95V198H94ZM101 199L103 200L104 197H103V198L101 197ZM101 199H99V203H101V202H100ZM110 199H111V198H110ZM258 199H259V198H258ZM42 200H43V199H42ZM84 200H85V199H84ZM86 200H87V199H86ZM136 200H137V199H136ZM136 200H135V201H136ZM188 200H189V199H188ZM188 200H187V202H188ZM191 200H192V199H191ZM224 200H225V199H224ZM0 201H2V200L0 199ZM74 201H76V200L74 199ZM105 201H106V204H107V200H105ZM105 201H104L103 205L105 204ZM131 201H132V199H131ZM131 201H130V202H131ZM138 201H139V200H138ZM159 201H160V200L155 201V202H159ZM168 201H169V200H168ZM175 201H176V200H175ZM72 202H73V201H72ZM152 202H153V201H152ZM235 202H236V201H235ZM235 202H234V204H235ZM249 202H250V201H249ZM249 202H248V203H249ZM92 203H93V201H92ZM97 203H98V200H97ZM99 203H98V205H99ZM125 203H127V201H126ZM128 203H129V199H128ZM128 203H127V204H128ZM229 203H230V201L228 202V204H229ZM93 204H94V203H93ZM127 204H125V206H127ZM150 204H151V203H150ZM154 204H155V203H153V205H154ZM70 205H71V204H70ZM111 205H112V204L109 203V208H110ZM130 205H132V204H130ZM136 205H138V203H137ZM136 205H134V206H136ZM142 205H143V204H142ZM156 205H157V203H156ZM232 205H233V204H232ZM90 206H91V205H90ZM125 206H123V208H124ZM138 206H139V205H138ZM138 206H137L136 208H138ZM148 206H149V205H148ZM87 207H88V206H84V205H81V204H76V203H74V209H73V213H72V214H73V217H74L75 219L79 220L80 222H82V224H81L79 227H76V230H78V231H79L81 234H83L84 236H90V237H91V236H94V237H96L95 240H97V239L102 240V239H103L102 241H104V238H105V232H106V231L104 232V231L102 230V228H100V227H101L100 224H99V226H100V227H99L98 224L95 223V222H98L97 219H95V221H93V219L91 218V214H93V213H91V209H89V208H87ZM95 207H96V206H95ZM95 207L93 206V210L95 209ZM101 207H103V206H101ZM121 207H122V206H121ZM246 207H247V206H246ZM254 207H255V206H254ZM254 207H253V208H254ZM104 208H105V205H104ZM111 208H112V207H111ZM111 208H110V209H111ZM123 208H122V209H123ZM127 208H128L127 210H129V207H127ZM134 208H135V207H134ZM145 208H146V207H145ZM145 208H143V210H144ZM148 208H149V207H148ZM156 208H157V207H156ZM227 208H228V207H227ZM239 208H240V207H239ZM251 208H252V207H251ZM262 208H263V207H262ZM98 209H99V211H100L102 208H101V209L98 208ZM98 209H97V210H98ZM106 209L108 210L107 207H106ZM106 209H105V210H106ZM115 209H116V208H115ZM119 209H121V208H119ZM122 209H121V210H122ZM222 209H224V208L222 207ZM246 209H247V208H246ZM255 209H256V207H255ZM257 209H258V208H257ZM107 210H106V211H107ZM125 210H126V207H125ZM127 210H126V211H127ZM228 210H229V208H228ZM22 211H23V210H22ZM22 211H20V213L24 214V213H26V211H28V208H27L26 211H24V212H22ZM29 211H30V209H29ZM33 211H34V210H33ZM94 211H95V210H94ZM130 211H131V209H130ZM149 211H150V210H149ZM152 211H153V210H152ZM226 211H227V210H225V212H226ZM251 211H252V209H251ZM67 212H68V210H67ZM104 212H105V211H103L102 213H104ZM109 212H110V211H107V214L104 213L105 216L108 215ZM111 212H112V211H111ZM119 212L121 213V211H119ZM137 212H138V211H137ZM150 212H151V211H150ZM179 212H180V211H179ZM221 212H222V211H221ZM245 212H246V211H245ZM254 212H255V211H252V213H254ZM30 213H31V215H32V212H30ZM38 213H39V211H38ZM96 213H97V212H96ZM115 213L117 214L118 212H115ZM122 213L124 214V212H122ZM126 213H127V212H126ZM126 213H125V214H126ZM176 213H178V212H176ZM222 213H224V210H223ZM249 213H250V212H249ZM26 214L29 215V212H27ZM36 214H37V213H36ZM109 214H110V213H109ZM174 214H175V213H174ZM259 214H260V212H259ZM137 215H138V214H137ZM246 215H247V214H246ZM248 215H250V214H248ZM256 215H257V213H256ZM35 216L37 217V215H35ZM105 216H104V215L102 216V217L104 218V220H105ZM114 216L116 217V215H114ZM128 216H130V213L128 214ZM132 216H134V215H131L130 217H132ZM145 216H146V214H145ZM147 216H149V215L147 214ZM258 216H259V215H258ZM22 217H23V216H22ZM29 217H30V215H29ZM40 217H41V216L39 215V218H40ZM110 217L112 218L113 215H112V216H109V219H110ZM228 217H229V215H228ZM98 218H99V217H98ZM113 218H114V217H113ZM154 218H155V217H154ZM174 218H175V220L177 219L176 217H174ZM188 218H189V217H188ZM246 218H247V217H246ZM262 218H263V220H264V217H262ZM28 219H29V218H28ZM36 219H38V218H35V221H34V214H33V218H31V221H30V220L27 221V216H26V219H25V220H26L28 223H29V221H30V222L33 221L34 223L32 222V224H35V223H36L35 225H37L38 223L36 222ZM42 219H43V218H42ZM133 219H134V217H133ZM139 219H140V218H139ZM190 219H191V218H190ZM231 219H232V218H231ZM233 219H234V218H233ZM235 219H236V217H235ZM25 220H24V221H25ZM39 220H40V219H39ZM98 220H99V219H98ZM100 220H101V219H100ZM100 220H99V222L101 223ZM107 220H108V219H107V217H106V221H107ZM119 220H120V216H119ZM122 220H124V219L122 218ZM122 220H121V222H122ZM125 220H126V219H125ZM136 220H137V219H136ZM175 220H174V221H175ZM191 220H192V219H191ZM194 220H195V219H194ZM239 220H240V218H239ZM241 220H242V219H241ZM37 221H38V220H37ZM41 221H42V220H41ZM102 221H103V220H102ZM115 221H116V220H114V223H115ZM130 221H131V220H130ZM138 221H139V220H138ZM42 222H44V219H43ZM170 222H171V221H170ZM191 222L193 223V221H191ZM244 222H246V220H245ZM253 222H254V221H253ZM40 223H41V222H40ZM106 223H107V222H106ZM114 223H113V224H114ZM144 223H145V222H144ZM168 223H169V222H168ZM263 223H264V222H263ZM130 224H131V223H130ZM147 224H149V223H147ZM157 224H159V223H157ZM170 224H173V222L170 223ZM179 224H180V223H179ZM30 225H31V224H30ZM38 225H39V224H38ZM132 225H133V224H132ZM154 225H155V223H154ZM162 225H163V223H162ZM166 225H167V224H166ZM44 226H45V223H44ZM74 226H75V225H74ZM124 226H125V225H124ZM126 226H127V225H126ZM128 226H129V224H128ZM130 226H131V225H130ZM160 226H161V225H160ZM160 226L158 225L159 228H160ZM163 226H164V225H163ZM172 226H173V225H172ZM175 226H176V225H175ZM175 226H174V227H175ZM39 227H40V225H39ZM63 227H64V226H63ZM69 227H70V226H69ZM69 227H68V228H69ZM134 227H135V226H134ZM152 227H153V226H151V228H152ZM170 227H171V225H170ZM177 227H179V226H177ZM186 227H187V226H186ZM191 227H192V226H191ZM203 227H204V226H203ZM126 228H127V227H126ZM139 228H140V227H139ZM151 228H150V230H151ZM167 228L169 229L168 226H167ZM197 228H198V225H197ZM197 228H196V230H198ZM199 228H202V227L200 226ZM115 229H116V226H115ZM132 229H135V228L132 227ZM136 229L138 230L137 227H136ZM146 229H147V228H146ZM156 229H157V227H156ZM192 229H193V227H192ZM64 230H65V228H64ZM111 230H112V228H111ZM113 230H114V229H113ZM170 230H171V228H170ZM172 230H173V229H172ZM172 230H171V231H172ZM193 230H194V229H193ZM203 230H204V228H203ZM120 231H121V230H120ZM158 231H160V230H158ZM161 231H162V230H161ZM175 231H176L175 233H177V228H176ZM179 231H180V230H179ZM187 231H188V230H187ZM187 231H186V232H187ZM191 231H192V230H191ZM206 231H207V229H206ZM76 232H77V231H76ZM128 232H129V231H128ZM132 232H133V230H132ZM155 232H156V231H155ZM184 232H185V231H184ZM199 232L201 233V229H200ZM208 232H209V231H208ZM129 233H130V232H129ZM129 233L126 235L127 237L130 235ZM151 233H152V232H151ZM165 233H166V229H165ZM168 233H169V232H168ZM172 233H173V232H172ZM180 233H181V231H180ZM62 234H63V233H62ZM117 234H118V233H117ZM132 234H133V233H132ZM156 234H157V232H156ZM156 234H155V235H156ZM161 234L163 235L162 232L160 233V235H161ZM166 234H167V233H166ZM166 234H165V236H166ZM192 234H193V232H192ZM204 234H207V233L204 231ZM107 235H108V234H107ZM168 235H169V234H168ZM168 235H167V236H168ZM194 235H195V234H194ZM194 235H193V237H194ZM197 235H199V234H198V231H197V234H196L195 236H197ZM111 236H113V235H111ZM123 236H124V235H123ZM152 236H153V235H152ZM173 236H174V235H173ZM202 236H203V235H202ZM207 236H208V235H207ZM79 237H80V236H79ZM116 237H117V236H116ZM177 237H178V239H179V236H177ZM191 237H192V236H191ZM250 237H251V236H250ZM254 237H255V236H254ZM128 238L131 239V236H129ZM150 238H151V237H150ZM150 238H148V237H147L145 234H143L142 232H139V233H137V234L135 233V241L140 242V245H141V246H142L141 243H143V242L149 240ZM158 238H159V237H158ZM162 238H163V237H162ZM185 238L187 239L186 236H185ZM199 238H200V236L198 237V239H199ZM210 238H212V237H210ZM210 238H209L208 242H209L210 240L213 241V238H212V239H210ZM110 239H111V238H110ZM113 239H114V238H113ZM113 239H112V241H113ZM124 239H126V237H124ZM170 239H171V238H170ZM181 239H183V237H181ZM203 239H204V238H203ZM203 239H202V240H203ZM205 239H207V237H206ZM205 239L203 240V242L205 241ZM252 239L254 240L253 237H252ZM256 239H257V238H255V240H256ZM258 239H259V238H258ZM115 240H116V238H115ZM128 240H129V239H128ZM167 240H168V239H167ZM187 240H188V239H187ZM187 240H186V242H187ZM194 240H195V238H194ZM245 240H246V238H245ZM249 240H251V239H249ZM106 241H107V239H106ZM125 241H126V240H125ZM135 241L133 240V242H135ZM158 241L161 242V247H162V241H163V240H162V239H161V240L158 239ZM169 241H170V240H169ZM169 241H168V242H169ZM175 241H177V240H175ZM189 241H191V240H188V242H189ZM192 241H193V240H192ZM192 241H191V242H192ZM196 241H197V239H196ZM199 241H200V240H199ZM118 242H119V241H118ZM150 242H152V241H150ZM164 242H165V239H164ZM164 242H163V243H164ZM188 242H187L186 244H188ZM206 242H207V240H206ZM208 242H207V243H208ZM87 243H88V242H87ZM108 243H109V241H108ZM111 243H112V242H111ZM120 243H121V241H120ZM184 243H185V241H184ZM201 243H202V242H201ZM28 244H29V243H28ZM30 244H31V243H30ZM30 244H29V245H30ZM81 244H82V243H81ZM124 244H125V242H123V246H124ZM128 244H129V243H128ZM136 244H137V243H136ZM159 244H160V243H159ZM171 244H173V243H171ZM176 244H177V242H176ZM189 244H190V243H189ZM24 245H25V244H24ZM95 245H96V244H95ZM113 245H114V243H113ZM116 245H117V244H116ZM118 245H119V244H118ZM125 245H126V244H125ZM131 245H132V243H131ZM144 245H146V242L144 243ZM167 245H168V244H167ZM191 245H192V243H191ZM191 245H190V247H191ZM9 246H10V245H9ZM82 246H83V244H82ZM84 246H85V245H84ZM86 246H87V245H86ZM99 246H100V245H99ZM103 246H104V245H103ZM103 246H101V247H103ZM123 246H121V247H123ZM134 246H135V245H134ZM154 246H155V245H154ZM156 246H158L157 243H156ZM168 246H169V245H168ZM171 246H172V245H171ZM174 246H175V245H174ZM188 246H189V245H188ZM193 246H194V247H197V245L195 246V243H194V245H192V247H193ZM199 246H200V244L198 245V247H199ZM203 246H204V245H203ZM7 247H8V246H7ZM23 247H24V246H23ZM31 247H32V245H31ZM39 247H40V246H39ZM91 247H92V246H91ZM114 247H115V245H114ZM121 247H120V250H122V251H123L124 248H126L125 246H124V248H121ZM175 247H176V246H175ZM201 247H202V246H201ZM18 248H19V246H18ZM28 248H29V247H28ZM42 248H43V246H42ZM97 248H98V247H96L95 249L97 250ZM105 248L107 249L106 246H105ZM112 248H113V247H112ZM128 248H131V246H129ZM135 248H136V246H135ZM156 248H157V247H156ZM164 248H165V247H164ZM177 248H179V246H177ZM185 248L187 249V247H185ZM185 248H184V245H183L182 249L185 250ZM199 248H200V247H199ZM8 249H9V248H8ZM15 249H16V248H15ZM35 249H37V248H35ZM46 249H47V247H46ZM106 249H105V250H106ZM158 249H159V247H158ZM166 249H167V247H166ZM169 249H170V248H169ZM174 249H175V248H174ZM174 249H173V250H174ZM188 249H189V248H188ZM188 249H187V250H188ZM6 250H7V249H6ZM11 250H12V248H11ZM18 250H19V249H18ZM26 250H27V249H26ZM38 250H39V249H38ZM38 250H37V251H38ZM100 250H101V249H99V253H100ZM120 250L118 251V248L115 249V250L113 249V251H115V252L118 251V254L121 253ZM136 250H137V252H138V256L140 255V257H141V255L144 253V252H142L143 250H142V249L140 250V248H139V250H138V246H137V249H136ZM177 250H178V249H177ZM183 250H182V253L184 254V253L186 252V250H185V252H184ZM193 250H194V248H193ZM197 250H198V248H197ZM203 250H204V247H203ZM23 251H24V250H23ZM23 251H22V253H23ZM102 251H103V250H102ZM108 251H109V249H108ZM126 251L128 252V249H125V254L122 253V257H124L123 255H126V253H127ZM159 251H160V249H159ZM164 251H165V250H164ZM167 251H168V249H167ZM189 251H190V250H189ZM195 251H196V250H195ZM205 251H206V249H205ZM207 251H208V249H207ZM259 251H260V250H259ZM2 252H4V251L2 250ZM6 252H7V251H6ZM15 252H16V250H15ZM15 252H14V253H15ZM25 252H26V251H25ZM28 252H30V251L28 250V251L26 252L27 255H29ZM34 252H35V250H33V253H34ZM42 252H43V251H42ZM57 252H58V250H57ZM64 252H66V251H64ZM68 252H69V251H68ZM73 252H74V251H73ZM80 252H81V251H80ZM95 252H97V251H95ZM119 252H120V253H119ZM131 252H132V251H131ZM134 252H135V251H134ZM147 252H148V251H147ZM157 252H158V251H157ZM161 252H162V250H161ZM170 252H172V251L170 250ZM170 252H167V253H168V256H169V254H171ZM178 252H180V248H179V251H178ZM197 252H198V251H197ZM197 252H196V253H197ZM201 252H202V251H201ZM4 253H5V252H4ZM10 253H11V251H10ZM22 253H21V254H22ZM31 253H32V252H31ZM46 253H47V252H46ZM53 253H54V252H53ZM61 253H62V252H61ZM83 253H84V255H85V252H84V251L82 252V254H83ZM86 253H89V250L87 251V248H86ZM93 253H94V252H93ZM129 253H130V252H129ZM173 253H174V251H173ZM176 253H177V252H176ZM182 253H180V257H182ZM192 253H194V252H192ZM244 253H245V252H244ZM252 253H253V252H252ZM263 253H264V252H263ZM2 254H3V253H2ZM21 254H20V255L18 254V255L21 256ZM34 254H35V253H34ZM38 254H39V252H38ZM43 254H44V253H43ZM68 254H69V253H68ZM106 254L108 255V252H106ZM130 254H131V253H130ZM162 254H163V253H162ZM186 254H187V253H186ZM194 254H195V253H194ZM198 254H199V252H198ZM202 254H203V253H202ZM246 254H248V252H246ZM16 255H17V254H16ZM18 255H17V256H18ZM39 255H40V254H39ZM84 255H83V256H84ZM97 255H98V253H97ZM100 255H102V254H100ZM133 255H134V254H133ZM145 255H146V254H145ZM148 255H150V254L148 253ZM148 255H147V258H148ZM160 255H161V254H160ZM184 255H185V254H184ZM189 255H190V254H189ZM196 255H197V254H196ZM1 256H2V255H1ZM24 256H25V255H24ZM37 256H38V255H37ZM45 256H46V255H43L42 258H40V260H38L39 262H38L37 260H34V259H36V256L34 257V255L31 257V259L34 257L33 260H34L35 263H37V264H50L49 261H47V260L44 259ZM52 256H53V255H52ZM59 256H60V255H59ZM64 256H65V255H64ZM71 256H72V254L70 253V256H69V257H71ZM90 256H91V255H90ZM109 256H110V258H111V255H110V254H109ZM143 256H144V255H143ZM162 256H163V255H162ZM168 256H167V257H168ZM174 256H175V253H174V255H172V257H174ZM178 256H179V254H178ZM178 256H177V254H176V257H177V258H178ZM191 256H192V255H191ZM38 257H39V256H38ZM43 257H44V258H43ZM72 257H73V256H72ZM75 257H76V254H75ZM99 257H100V256H99ZM99 257H97V259H98ZM106 257H107V256H106ZM114 257H115V254H114ZM122 257H121L120 259H122ZM131 257H132V256H131ZM140 257H139V259H142V258H140ZM185 257H186V255H185ZM185 257H184V259H185ZM199 257H201V256H199ZM203 257H204V255H203ZM203 257H202V260H203ZM5 258H8V257L5 255ZM50 258H51V257H50ZM53 258H54V256H53ZM55 258H56V256H55ZM59 258H60V257H59ZM65 258H66V256H65ZM67 258H68V257H67ZM79 258H80V257H79ZM103 258H104V256H103ZM103 258H101V259L103 260ZM108 258H109V257H108ZM115 258L118 259V258H117V255H116ZM115 258H113V260H114ZM132 258H133V257H132ZM132 258H130L131 261H132ZM182 258H183V257H182ZM189 258H190V260H191V257H189ZM194 258H196V256H195ZM197 258H198V255H197ZM205 258H206V257H205ZM0 259H1V258H0ZM2 259H3V258H2ZM14 259H15V257H14ZM17 259H18V258H17ZM21 259H22V256H21ZM23 259H24V258H23ZM26 259H27V258H26ZM29 259H30V258H29ZM38 259H39V258H38ZM48 259H49V258H48ZM57 259H58V257H57ZM71 259H72V258H71ZM90 259H91V258H90ZM134 259H135V257H134ZM134 259H133V260H134ZM149 259H151V257L148 258V260H149ZM155 259H157V256L155 257ZM166 259H167V258H166ZM184 259H183V260H184ZM187 259H188V258H187ZM187 259H186V260H187ZM18 260H19V259H18ZM27 260H28V259H27ZM66 260H67V259H66ZM86 260H87V258H86ZM95 260H96V259H95ZM99 260H100V259H99ZM143 260H145V259L143 258ZM143 260H142V261H143ZM148 260H147V261H148ZM169 260H170V259H169ZM169 260H168V261H169ZM171 260H173V258H172ZM11 261H12V254H11ZM15 261H17V260H15ZM21 261H22V260H21ZM50 261H51V260H50ZM67 261H68V260H67ZM70 261H71V260H70ZM70 261H69V262H70ZM74 261H76V258L74 259ZM74 261L72 260V262H74ZM80 261H81V259H80ZM92 261H93V260H92ZM117 261L119 262V264L122 263V262H120L119 260H117ZM126 261H127V260H125V262H126ZM135 261H136V260H135ZM174 261H175V260H174ZM179 261L181 262V259H180ZM179 261H177L178 264H179ZM6 262H8V260H7ZM24 262H25V260H24ZM54 262H55V260H54ZM77 262H78V261H77ZM77 262H76V263H77ZM96 262H98V260H96ZM111 262H112V261H111ZM114 262H115V260H114ZM144 262H145V261H144ZM144 262H143V263H144ZM152 262H153V261H152ZM162 262H163V261H162ZM184 262H186V261L184 260ZM200 262H201V259H200ZM2 263H3V264L5 263V259L3 260ZM9 263L11 264L10 259H9ZM13 263H14V261H13ZM13 263H12V264H13ZM27 263H28V261H27ZM84 263H85V262H84ZM89 263H90V262H88V264H89ZM99 263H100V262H99ZM136 263H137V262H136ZM138 263H139V261H138ZM147 263H148V262H147ZM149 263H150V262H149ZM158 263H159V262H158ZM188 263H189V262H188ZM188 263H187V264H188ZM0 264H1V262H0ZM5 264H6V263H5ZM16 264H22V263H21V262H17ZM33 264H34V262H33ZM52 264H53V261H52ZM58 264H59V262H58ZM64 264H69V263L65 261ZM73 264H74V263H73ZM77 264H78V263H77ZM92 264H94V263L92 262ZM112 264H113V262H112ZM160 264H161V263H160ZM162 264H163V263H162ZM166 264H168V263L166 262ZM169 264H171V262H170ZM182 264H183V261H182ZM184 264H186V263H184Z\"/></svg>",
    "mask_w": 264,
    "mask_h": 264
}]
</instances>
